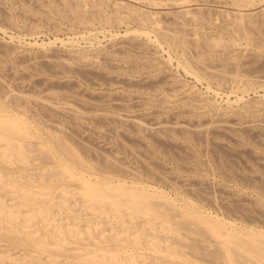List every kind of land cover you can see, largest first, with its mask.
Here are the masks:
<instances>
[{
	"label": "rangeland",
	"instance_id": "1",
	"mask_svg": "<svg viewBox=\"0 0 264 264\" xmlns=\"http://www.w3.org/2000/svg\"><path fill=\"white\" fill-rule=\"evenodd\" d=\"M37 1L36 0H27V1L26 0H0V22H1L0 23V42L2 43V44L0 43V55H2V56L4 55V57H2V56L0 57V59L4 60V61H2V60L0 61V66H1L0 69L3 70V71L0 70V74H1L0 75V85H1V83H3V85H1L2 86V89H1V86H0V102H1L0 104L1 105L3 104V106L7 105L5 107L6 108L8 107L7 109L12 114H14L16 116H19L20 115L19 117H21L22 119H24L27 122V124L31 127L32 131L34 130L36 134H38L39 136H41V137H35V138L32 139L33 140L32 141V145L34 146V149L36 148V146L38 147V145H40V143H43L44 142V138L46 136L43 135V134H45L46 130H49V128H50V130H53V128H55V130L57 129V132L58 133H61V136L76 150V152L82 158V160L84 161V163L86 165H88V167H89V168H82V167L78 168V167H76V172L77 171L80 172V173H83V172L86 173L87 172L86 173L87 174L86 177H88L89 179H91L93 177L94 179L92 178L91 179L92 181L93 180L94 181H96V180L102 181L103 180V177H105L103 181H107L108 183H111L112 182V184H116L115 181L117 180V183L118 182L119 183L121 182L122 185H124L126 187H130V186L132 187L134 185H137L136 187H138V188H144L145 186H147L144 189H148V190H151V191H154L155 190L154 192L155 193L157 192L156 194H158V192H159V194H158L159 196H163V197H165L167 199H169L171 197V199H169V200L173 201V203L176 206L179 205L177 207L185 208V206H195V208L198 209L199 211H203L202 213H204L206 215H209V216H212L213 219L218 220V221L220 220L224 224L225 223L227 224V222H230L227 225H229V224L232 223L231 225H233L234 227H236L238 229L244 227L245 229L250 230V228H252L251 229L252 231H255V232L258 231L259 233L264 234V214H261L262 212L264 213V211H262L264 209V186H262V185H264V170H263L264 169L263 168L264 167V143H263L264 142V136H263L264 135V128H263V126H264L263 125L264 124V105H263L264 104V88H263L264 87V80H261V79H264V76H263L264 75L263 74L264 73V52H263L264 50L259 49V47H260L259 44L262 42V40L264 41V38H261L263 36L259 37V35H264V32L259 29L258 30L259 33H257V31L256 32H253L254 35H253V33H249V35L251 34V36H252V38L248 39L250 41H248L247 39H243L244 37H241L240 35H238L236 33L235 29L232 28L233 27L232 26L233 21L231 19L228 21L227 18H229L228 16H230V15H225V13H221L220 10H222V2L221 3L220 2H215L213 8H211L210 7L211 6V3L213 4L212 0H201V1L200 0H179V1L178 0H136L139 3L142 4V6H140L139 9H137V10L134 9V8H132V7H130V6H128V5H126V4L116 3L118 0H106V1L105 0H94V1L93 0H86V2L83 1L86 5L83 4L82 1L79 2L80 0H70V1L69 0H65V3H64V0H58V1L54 0L55 2H53V0H37ZM44 1H46V2H44ZM72 1H73V5H72ZM95 1H97V2H95ZM102 1L103 2L105 1L104 2V5H102L103 4ZM120 1H126V0H120ZM245 1H248V0H245ZM66 2H68V3H66ZM181 2H186L187 4H189L190 7H191L190 8L191 10L194 7H196L195 8V11L193 10L194 12L193 11H191V12L197 13L196 14L197 15V18H198L197 21H192V20L189 21V20H187L188 18H186V17H176L177 21L176 20H173V19L169 20V18L168 19L161 18V16H162V13L161 12L164 11L170 4H173V3L174 4H179ZM248 2L252 3L255 6L261 4V0H254V1L253 0L252 1L249 0ZM56 3H58V4H56ZM77 3H80L79 4L80 6ZM22 4H24V5H22ZM91 4L93 5V7L91 6ZM200 4H201V6H200ZM62 5H64V10L63 11H62V9L59 8V7L63 8ZM66 5H67V7H66ZM208 5L211 8V10H210V8L207 7ZM119 6H121V7H119ZM25 7H26V9H25ZM68 7H69V9H68ZM36 8H38V9H36ZM78 8H80V9H78ZM84 8H87V9H85V11H84ZM97 8H98V11H100V12H98V17H97V15H94V12L96 11ZM94 9H95V11H94ZM141 9H142V11H138V10H141ZM212 9H214V10H212ZM44 10H46V11H44ZM81 10H82V13H81ZM112 10H114V11H112ZM206 10H208V11H206ZM217 10H219V11H217ZM213 11H215L217 14L215 12H213ZM114 12H116V13H114ZM138 12H139V14H138ZM140 12H143V13L146 12L148 15L151 14V13H153V12L156 13L155 15H157L159 13L157 15V17L159 16L158 17V24H161L162 23L161 24V28H162V30L164 32H168V33L172 32L171 34L175 33V34L178 35V37H179V35H181L183 38L186 36L185 33H188L189 32L188 33V37L189 36H191V37L188 39V37L186 36L187 39H188V41H187V39L185 37L184 40H185L186 43L185 42H182V44H180L179 41H171L170 42L169 40H166L163 37L158 36L156 33H154L153 30H152V28L150 27L149 23L143 20V18H142L143 16L141 15ZM9 13H11V14H9ZM70 13H72V14H70ZM99 13L101 15H103V16H101ZM113 13L116 14V15H114ZM134 13L136 14V16H135ZM77 14H78V16H76ZM82 14H84V15H82ZM89 14H91V15H89ZM96 14H97V12H96ZM117 14L120 17L117 18ZM125 14H127V15H125ZM132 14H134L135 17ZM223 14H224L225 17L223 16ZM12 15H13V19L11 17ZM68 15H70V17H68ZM210 15H213V17L210 16ZM216 15L218 17L222 18V19L220 20L219 18H217ZM100 16L102 17L101 19H100ZM115 16H116V18H115ZM199 16H201V17L203 16V18H205V19L207 18V20H204L203 19L204 21H207V22L205 24H203L204 22H203L202 18H200ZM206 16H208V17H206ZM7 17H9V19L11 21ZM72 17H73V19H72ZM76 17H78V19ZM108 18H110V19H108ZM120 18L123 19V20L119 21ZM139 18L142 21H140ZM230 18H231V16H230ZM96 19H97V21H100L101 23L100 22H97ZM106 19L110 20V22L107 21ZM116 19H118V21ZM184 19H185V21H184ZM180 20H182V21H180ZM263 20H264V18H261V20H260V17H259V19L257 18V21H259L258 22L259 23V28H261V29H264V21ZM51 22H53V23H51ZM159 22H161V23H159ZM219 22H222V23L220 24ZM223 23L224 24L227 23V25H231V27L228 28L229 26H227L226 24L224 26ZM261 23H262L263 26L261 25ZM31 24L33 26H31ZM164 24H165V26H163ZM34 26H36V27H34ZM173 27H176L178 29L175 30V29H173ZM180 28H182V30ZM183 28L184 29H187V30H185V32H183L184 31ZM56 29H58V30H56ZM191 29H192V31H191ZM232 29L234 30L233 33L231 32V31H233ZM98 30L100 32H98ZM127 30H129V31L127 32ZM132 30L133 31L136 30V32H139L141 30L142 31H145V33L147 34V36L149 38H147L144 42L141 41V40H138V41H140V42H138V41L135 40V38H132V33H134V32H132ZM204 30H206V31H204ZM124 31L126 32V34H125ZM198 31L201 32V33H198ZM180 32H182V33L180 34ZM192 32H194V33H192ZM256 33L259 34V35L257 36ZM152 34H153V36H152ZM184 34H185V36H184ZM192 34H194V35H192ZM205 34H207V35L204 36ZM235 34H237V35L235 36ZM155 35H156V37H154ZM201 35H203V36L201 37ZM222 35H223V37H222ZM192 36H195V37L193 38ZM200 37H201V39H200ZM218 37L219 38H221V37L224 38L225 41L228 42V46L225 47V48H213V49H209V48H206L204 46V44L202 43L204 40L212 39V38H218ZM240 37H241V39H240ZM196 38H199L200 40L197 41ZM202 38L204 40H202ZM253 38L254 39H260L261 40V42L259 40H258L259 42L256 41V44L258 43L257 45L259 47L256 44H253V43H255L253 41L254 40ZM86 39H87V41H86ZM131 39H133V40H131ZM156 39H157V41H156ZM116 40H117V42H116ZM158 40H159V42H158ZM247 41L248 42H252V43H248ZM175 42H177V43H175ZM3 43H5V44H3ZM115 43H118V44L114 45ZM130 43H131V45H135V46H132L131 47ZM139 43H143V45L142 44H139ZM170 43H172V44H170ZM174 43L176 44V46H174ZM262 43H264V42H262ZM119 44H122L124 46H126V45L129 44L130 46L128 45V46L124 47L125 50L124 49L123 50L121 49L122 52L119 51V53H121V54H117L118 51L115 54L114 53L115 52V49L117 48V45H119ZM165 44L168 45V46H165ZM186 44H189V45H186ZM182 45H185L187 47L184 48ZM191 45H192V47H191ZM140 46L141 47H144V48L147 47V50H144ZM179 46H181L182 48L179 47ZM193 46H194V48H193ZM203 46H204V48H203ZM255 46H257V48ZM8 47H11V48H8ZM12 47H13V49H12ZM110 47L111 48L114 47L115 49L113 48V50H112ZM127 47L129 49L128 52H130L129 54L126 51V50H128ZM137 47H139L140 49L137 48ZM189 47H191V48H189ZM195 47H196V49H195ZM108 48H110V49H108ZM132 48H133V50L136 48L135 49L136 52L133 51V50H132L133 51L132 52L131 51ZM187 48H189V49H187ZM201 48H202V50H201ZM192 49H193V51L195 50V53L196 52L197 53L199 52L200 55L197 54V53L194 54L193 51L190 52V50H192ZM2 50H3V53H2ZM52 50H54V51H52ZM98 50H99V52H97ZM102 50L104 51L103 53H101ZM107 50H110V51H107ZM111 50H112L113 53L111 52ZM164 50H166V51H164ZM50 51H51V53H50ZM124 51L128 55L127 54H124L125 53ZM139 51H143V54H141L142 52L139 53ZM183 51H184V53H182ZM11 52H13V53L10 54ZM40 52H42V54L44 52H47L48 55L56 54V55H59L60 57L65 56L64 57L65 60H69V58H70L71 59V62H73V63H71V67H70L72 70H70V68H68L69 66H66V65L62 66V63H60L59 61H55V62H51V63L42 62L44 60L39 59L40 58ZM131 52H132V54H131ZM247 52H249V53L247 54ZM259 52H261V53H259ZM104 53H106V54H104ZM217 53H219V54H217ZM8 54H9V56H7ZM102 54H104V55H102ZM122 54H124V55H122ZM133 54H135V55H133ZM204 54H207V58H206V55H204ZM66 55L68 56L67 59H66V57H67ZM76 55L78 57H76ZM82 55H84V56H82ZM101 55L103 57L104 56H107V57H104L106 59H104ZM174 55L176 57H178V58H176ZM193 55H196L195 57L204 55V58H206V60L208 62L210 61L209 62L210 64L208 63L209 67H210V65H212L210 68L211 69H215L216 68L215 70H219V69H222L223 70V68L224 67L226 68V66H227V68H229V69L226 68V71L231 69L230 71L232 73L233 71H235V70H237V69H239V68L242 67L241 70L239 69L240 71L238 70L241 74H237V73H239L237 71H236L237 73L236 72H233V73H236V74H233L232 73L233 75H236V78H231L232 80L229 79V78H226V79H229L228 80L229 82L226 81V79L224 80V78L223 77H220V76H217L218 78L207 77L206 75L204 76L203 71H200L201 69L200 68H197L198 66L195 63V57ZM209 55H211V57ZM232 55L234 57H232ZM36 56H37V59H36ZM85 56L86 57L88 56L90 58H88V57L87 58H84ZM110 56H112V57H110ZM115 56H117V57H115ZM26 57H27L28 60L25 59ZM75 57H76V60H75ZM93 57L94 58L97 57L98 59L97 58L94 59ZM125 57H127L126 58V61H125ZM131 57H132V59H131ZM229 57H232V60H230L231 58L229 59ZM236 57L238 59H236ZM240 57H242V58H240ZM247 57L249 59L253 60V61L247 59ZM12 58H14V59H12ZM78 58L81 59L80 60L81 62L80 61H77ZM91 58H93L95 62ZM117 58H119L118 60H121L122 62L121 61H118ZM122 58H124V60ZM129 58L131 59V61H130ZM219 58H221V60ZM226 58H228V59H226ZM245 58L247 60H249L248 61L249 63L248 62H245L246 61ZM33 59H35V61ZM87 59H89L90 61L88 60V62H86ZM134 59H135V61H134ZM144 59L145 60L146 59H149V61L148 60L145 61ZM213 59H214V61H213ZM241 59H243V62H241ZM13 60L16 61L17 63L14 62ZM127 60H128V62L130 61L131 64L134 62L132 64L133 66L130 63H127L128 64L127 65L125 63V62H127ZM22 61L24 63L23 65L26 66V65H29L30 64V66H28V67L27 66L26 67L24 66L22 68V63H21ZM75 61H77V62H75ZM91 61H92V63L89 64V62H91ZM105 61L106 62L108 61V63H105ZM216 61L217 62L220 61V62L217 63ZM224 61L225 62L228 61L229 63L228 62L225 63ZM11 62L15 63L16 66L15 65H12L13 63H11ZM26 62H29V64L26 63ZM97 62L101 63L102 65H100ZM135 62L137 64H135ZM192 62H194V63H192ZM213 62H214V64H213ZM3 63L4 64L6 63V65L4 66ZM34 63H36V64H34ZM40 63L43 66H46L47 64H50V65L51 64H54V65H51V66L49 65V66H46V67L43 68V66H41ZM75 63H77V64H75ZM93 63H94V65H93ZM156 63H157V66H156ZM219 63H222V64L219 65ZM9 64L12 67L10 69H9V67H10ZM17 64H19L20 66H18ZM57 64H61V65L58 66ZM78 64H80L81 66L80 65L78 66ZM103 64H104V67H106V68L103 67ZM112 64H114V65L111 66ZM118 64L121 65L120 68L118 67ZM185 64H187V65H185ZM231 64H232V66L234 64L233 67H235L237 64H238V66L240 64L243 65V66H240V67L236 66L237 68L235 67V69H234L231 66ZM98 65H100V66H98ZM116 65H117V67H116ZM126 65L128 67H126ZM139 65H142L145 68H143L142 66H139ZM214 65H216V66L214 67ZM252 65H255V66H252ZM256 65H257V67H256ZM108 66H109V68L111 67V70L108 68ZM219 66H223V68H221V67L218 68ZM4 67H6V68H4ZM84 67L88 68L89 70H91L93 68V70L89 71L88 69H85ZM90 67H91V69H90ZM36 68L39 69V70H37ZM78 68H80V70ZM123 68H124V71H123ZM254 68H256V69H254ZM258 68H259V71L257 70ZM13 69L14 70H17V71H19V70L22 71V75H21V73L19 74V73L14 72ZM97 69H98L99 72L97 71ZM116 69H117V71H116ZM232 69H234V70H232ZM26 70H28V71L26 72ZM59 70H61V71H59ZM85 70H86V72H84ZM163 70H164V72H163ZM78 71H81L82 73L81 72L78 73ZM185 71H186V73H185ZM223 71H225V69ZM241 71H244V72H241ZM247 71H248V73H247ZM11 72L13 73V75H12ZM28 72H30V74H28ZM5 73H7V74L9 73L11 75L10 76L8 75L9 76L8 77V76H6L7 74H5ZM24 73H26V75H28V76H25ZM87 73H89V74H87ZM95 74H96V76H95ZM99 74H102V76L99 75ZM146 74H148V75H146ZM2 75H4L3 76L4 78L2 77ZM83 75H84V78H83ZM229 75H231V74H229ZM238 75H243V76L244 75H247V76H244L245 77L244 78V77L238 76ZM25 77H26V79H23ZM120 77L122 79H119ZM140 77H141V79H140ZM196 77H198V78H196ZM219 77H220L221 80L219 79ZM258 77L261 78V79H259ZM111 78H112V81H111ZM170 78H172V80ZM209 78L211 79V81H210ZM18 79H20V80H18ZM38 79H39V81H38ZM66 79H67V81H66ZM243 79L245 81L247 80V82L244 83ZM72 80H73V82L74 81L75 82L72 83ZM19 81H22V82H19ZM42 81H43V84L40 83ZM51 81H52V83H51ZM148 81L149 82L151 81L150 83L153 82L152 86L155 83V85L153 86L154 89L151 88L150 85L148 86L149 88L148 87L145 88V86L148 85L147 84ZM159 81H162V82H159ZM241 81H243V82H241ZM44 82H45V84H44ZM126 82H129V83H126ZM77 83H78V85H77ZM255 83H257V84H255ZM6 84L9 85V86H7ZM16 84H20V85L21 84L22 85L24 84V86H26V87L24 89V86L22 88V85H21V88H20L19 87L20 85H16ZM64 84H66V85L64 86ZM69 84H70V87H68ZM71 84L76 85V86L72 87ZM139 84H142L143 86L144 85L145 86L143 87V86H141ZM4 85H6V86H4ZM27 85H28V87H27ZM45 85L48 86V87H46ZM169 85H170V87H169ZM248 85H251V86H248ZM62 86H64V87L62 88ZM216 86H218V87H216ZM5 87L7 88L6 91L4 89ZM13 87H16V88H13ZM29 87H30V89H29ZM55 87L56 88H60L59 89L60 92ZM83 87H84V89H83ZM128 87H130V88H128ZM181 87H183V88H181ZM11 88L14 89L16 92L18 90L17 88H19V91L21 89V91H24L26 94L33 95V96L34 95H36V96H43L44 95L43 93H47L46 92V91H48L47 89L50 90V89L53 88L52 89V92H50L51 90L49 92L50 93H53V91H54V94H58L59 93L58 95L60 96L59 97L57 95L55 97L56 102H58V100L60 102V101H62L64 99L62 101V103L60 102L61 104H64L65 106H68L70 104L68 107L75 108V109L80 108V109H79V111L77 110V112H76L77 114H75L76 117L73 114H72L73 115L72 117H69V116H65L64 115V118L65 119L66 118H68V119L70 118L69 120L68 119L64 120V118L61 119V117H60V116L63 117V115L58 114L59 115L58 116L55 113L50 112L49 111L50 109H49V107H47V104L46 103H44V104L39 103L38 104V103H35L33 101H30V102H33V104L30 103L31 106L29 104H27V105H25V107H23L24 105H21L20 102H17V101H14L13 102L14 99L10 98L9 93L15 92V91L14 90H10V92H9V89H11ZM64 88H65V90H64ZM55 89H56V91H55ZM35 90L39 94H41V95H38L37 92L34 94ZM67 90H68L69 94L71 93L70 95H72V93H73L72 90L75 91L73 93L72 97L70 95L67 96V94H68L67 93ZM77 90L78 91H81V92H77V94H80L81 96L84 95V98L85 99H83V97H81L79 95H78L79 97L78 96H74V94L76 93ZM3 91L6 92V94L3 93ZM30 91H32L33 94ZM62 91H66V92L63 93ZM185 91L187 93H185ZM91 92H92L93 95L91 94ZM172 92H174V93H172ZM84 93H86V94H84ZM116 93H118V94H116ZM121 94H122V96H120ZM4 95H7V96H4ZM126 95H127L128 98H125ZM167 95H168V97H167ZM73 96H74V98H73ZM86 96H89V97H86ZM131 96H132V98H131ZM159 96H161V98H159ZM75 97H77V98H75ZM114 97L117 98V100ZM162 97H163V100H160V99H162ZM58 98H60V99H58ZM70 98L72 99V101L70 100ZM86 98L87 99L88 98H90V99L93 98V100H92L93 102H91V101L89 102L88 100H90V99L87 100ZM103 98H105L106 100H108V102L105 101V102H107V104H105L103 102L105 100ZM136 98H139V99H136ZM5 99H7V100H5ZM55 99L53 97V101ZM66 99H69L70 100L69 101L70 103ZM114 99H115V101L113 102ZM132 99H134V101H135L134 104L135 105L133 104V100ZM148 99L150 101H147ZM224 99H225V101H224ZM85 100H87V101H85ZM94 100H96V101H94ZM97 100L100 101L98 103H100L101 105H99L97 103ZM111 100H112V102H110ZM119 100H120V102H119ZM140 100H142V101H140ZM226 100H227V102H226ZM78 101H80V104H79ZM7 102H9V103H7ZM72 102H74V104ZM109 102L111 104L112 103L113 104L111 105ZM159 102H160V104H159ZM169 102H171V103H169ZM259 102H261V103H259ZM91 103H93V104H91ZM136 103H137V105H139L138 107L136 106ZM140 103H142L143 106L140 105ZM76 104H77V106H75ZM81 104L82 105H85V106H82ZM109 104L111 106H109ZM34 105H35V107H32ZM36 105H39V109H38L39 111L36 110V108L38 107V106L36 107ZM89 105H92V106L88 107ZM128 105H130V106H128ZM26 106H27V108H26ZM79 106H82L83 108H85V110H82V108L79 107ZM115 106H117V107H115ZM252 106H253V108H252ZM118 107H120V108H118ZM121 107L122 108L125 107V108L122 109ZM30 108H31V110L28 113V111H29ZM87 108H89V109H87ZM97 108H99L101 110V112L100 111H97L98 110ZM129 108H131V109H129ZM163 108L164 109L166 108V109L164 110ZM178 108H180V109H178ZM233 108H234V110H233ZM40 109L43 110V111H41V113H40ZM46 109H48V110H46ZM94 109H96V112H95ZM222 109H223V111H222ZM87 110H89L88 113H85ZM92 110H94V111H92ZM113 110H115V111L113 112ZM80 111H82V112H80ZM90 111H92L94 114L92 112H90ZM103 111H105V112H103ZM141 111H143V112H141ZM238 111H239V113L240 112L241 113L240 114L238 113V115H237V112ZM33 112H34V114H30V113H33ZM44 112H45V114H44ZM107 112H109V113L107 114ZM125 112H127V113H125ZM89 113H92L93 115L92 114L91 115L92 116H95V117H93L92 119L89 118V117H92V116L89 115ZM97 113H99V114L104 113V115H105V116H103L104 118H101V119H103V122H101L102 124L104 123L103 125L101 123H99L102 120H100V118L96 117ZM253 113H254V115H253ZM35 114L37 115V117H35V120H33ZM126 114H128V115H126ZM200 114H201L202 117L200 116ZM232 114H233V116H232ZM241 114H242V116H240ZM40 115H43V116H40ZM82 115L84 117H82ZM108 115L110 116V118H109ZM113 115H115V116H113ZM118 115H121V116H118ZM125 115L126 116H129V117L130 116H133L132 117L133 119L138 118L136 120H138L137 122H139V123L138 124H134L131 121H126L125 119L127 117H125ZM135 115H136V117L134 118ZM147 115H149V116H147ZM150 115H153V117H150ZM167 115H168L169 118L167 117ZM174 115H176L175 116L176 118H174ZM183 115L185 116L183 118H185L187 121L182 118ZM142 116H146V117H142ZM171 116H172V118L170 119ZM187 116H190V118L188 119ZM196 116H198V117H196ZM205 116H207L209 118H207ZM220 116H222V117H220ZM236 116H237V118H236ZM39 117L41 118V120H40ZM49 117L50 118L53 117V119H50L49 120ZM59 117H60V119H59ZM85 117H88V119H91V120H87V118H85ZM160 117H162V118L160 119ZM210 117H212V119H213L212 122L213 123H214V121H216V124L217 123L219 124V121H220L221 123L219 125L222 124V126L224 128H222L220 126V128L217 129L218 127L215 126L216 124L214 125L213 123H211V118ZM217 117H218V119H217ZM255 117H256V120L258 122L255 120ZM37 118H38V120H37L38 122L36 121ZM54 118L57 119V122L58 121H60V123L63 122L62 125L65 124L67 126H65V125H64L65 127L62 126V125L60 126V123L59 122L57 123L56 121H54V120H56ZM71 118H72V120H71ZM76 118L81 119V120H77L76 121ZM84 118L86 120H82ZM94 118H95V120H96L97 123L93 120ZM116 118H118V119L120 118V119L118 120ZM139 118H141V121L142 122H140ZM147 118L149 119V121H144L143 120V119L147 120ZM150 118H151V120H150ZM200 118H202V119L204 118V119L202 120ZM222 118L224 119L223 121H222ZM97 119H98V121H97ZM162 119H164V120H162ZM199 119L202 122L199 121ZM248 119H249V122H248ZM67 120L68 121H71L72 124L70 122L68 124ZM116 120L118 121V123H116L117 122ZM152 120H154V122H152ZM161 120H162V122L163 121L165 122V125L166 124L167 125L166 126L165 125L164 126H161V125L164 124V122L162 123ZM169 120H171L172 123ZM180 120L182 121V123L181 122H177L176 123V121H180ZM183 120H185L184 123H183ZM189 120L191 121V123H189ZM209 120H210V122H209ZM217 120H218V122H217ZM232 120H235V121L232 122ZM240 120H241V122H243V125H242L243 127L242 126H239V124L241 123ZM52 121L54 122V124H53ZM79 121H80V123H83V124H79L78 125ZM86 121H87V123H86ZM105 121H107V122H105ZM113 121H115V122L113 123ZM123 121L125 123H123ZM157 121L161 122L162 124L161 123H160L161 125L160 124L159 125L157 124L158 126H156V129L155 128L154 129H150L149 128L150 125L151 126L152 125H155L154 123H158ZM224 121H225V123H224ZM227 121L229 123H231V124L232 123L233 124L234 123L235 124L237 123L238 124L236 126L237 129L236 128L235 129L234 128L231 129L233 132L230 131V129H225L226 126L229 124ZM250 121H252V122L250 123ZM146 122H147V124H146ZM150 122H151V124H150ZM198 122H200L199 125H200V127L202 129L200 127H198L199 126V125H197ZM208 122H209V124L206 125V126H207V128L210 127L209 129H210V132L212 134L209 132V130H207L208 132L206 130H204V129H207V128L205 126H203V124H207ZM238 122H240V123H238ZM259 122H262V123H259ZM47 123H48V125H47ZM55 123H57V124H55ZM88 123H90V125ZM58 124H59V126H56ZM109 124H110V126H109ZM125 124H127V125H125ZM148 124H150V125H148ZM169 124H171V125L173 124V125L170 126ZM44 125H45V127L47 126L48 129L45 128V127H41V126H44ZM105 125L107 126V129L105 128ZM194 125L195 126L197 125V126L195 127ZM248 125H249V127H247ZM84 126H86V128H84ZM97 126H99V127H97ZM129 126H131V127H129ZM132 126H134V127L132 128ZM168 126L172 130L169 131V127ZM184 126H185V128H184ZM245 126L253 131L252 134L255 133V135L256 134L257 135L254 137V135H252L250 133L251 130L246 129ZM57 127L60 128V131L58 130ZM66 127L70 131L67 130ZM161 127L163 128V130L166 129L165 132H167V131L170 132V135H168L169 134L168 132H167V135H166V133L165 134L164 133L162 134V131L163 130L160 132V130L162 129ZM203 127H205V128H203ZM251 127H254V128H251ZM64 128L66 129V131H65ZM88 128H90V129L98 128V130L97 129L90 130ZM142 128H144V130H142ZM145 128H147V130ZM178 128H179V130H178ZM199 128L201 129V131H203V130L204 131L203 132L196 131ZM238 128L241 131H243L244 133L241 132ZM241 128H245V129L242 130ZM62 129H64V131ZM105 129H106V132H108V133L110 131L109 136L107 135L108 133H106L104 131ZM135 129H137V130H135ZM180 129H182V130H180ZM211 129L212 130L213 129L214 130L217 129V131L216 130L215 131L214 130L212 131ZM220 129H222L223 131L220 130ZM71 130H73V131H71ZM113 130H115V132H113ZM148 130H150V131H148ZM175 130H178V131H176L177 134H176ZM257 130H258V132H256ZM67 131H69V132H67ZM93 131H95L97 133H95ZM102 131H104L102 133L103 135L101 134ZM182 131H184V132H182ZM226 131H228V132L226 133ZM63 132H65L66 134L63 135ZM74 132H75V134L78 132L79 134L78 133L77 134L79 136L81 135L82 136L81 137L82 139H79L80 137H77L78 138L77 139L75 135H72L73 136L72 137L70 134H74ZM80 132H81V134H80ZM112 132H113V134L114 133L115 134L113 135ZM116 132H118V133H116ZM158 132L160 133V135H158L159 134ZM178 132H179V134H178ZM194 132L196 133V135H195ZM260 132H261V135H260ZM90 133L92 135H89ZM142 133H144V134L142 135ZM145 133L146 134L148 133V134L146 135ZM149 133H152V136ZM156 133H158V134H156ZM229 133H231V134H229ZM67 134L72 139H74V140H72ZM110 134L113 136V138H112V136ZM171 134H174V135L171 136ZM182 134H184L187 138L185 136H183ZM219 135H220V137H219ZM93 136L95 137L96 140L94 139ZM97 136H99V137H97ZM118 136H120V137H118ZM122 136H123V138H122ZM143 136H145V137H143ZM160 136H161V138H160ZM166 136H167V138H165ZM192 136L194 138H192ZM196 136L198 138H196ZM201 136H203V137H201ZM225 136H227V137H225ZM229 136H231L232 138H230ZM66 137H68V138H66ZM168 138H169V140H168ZM178 138H179V140H178ZM75 139H77L78 141L75 140ZM115 139H116V141H115ZM137 139L139 141L140 140L141 141L138 142ZM175 139L178 140V142L174 143L176 141ZM81 140L82 141L85 140V142L84 141L83 142H80ZM223 140L226 141V142H224ZM73 141H74V143H73ZM75 141H77V142H75ZM197 141H198V143H197ZM204 141H205V143H204ZM222 141L224 142V146H222L223 145V142ZM236 141L239 142V143L237 144ZM87 142L90 143V144H86ZM181 142H182V144H181ZM75 143H79V147ZM155 143L157 144V147H155L156 146ZM177 143L178 144L180 143L181 145L184 144L183 146H185V147H182L181 145L179 146ZM74 144L77 145V146H75ZM81 144H83V145L80 146ZM206 144L207 145L210 144L211 147L210 146H208V147L211 148V149L208 148L209 149L208 150L207 147H206L207 146ZM86 145H88V146H86ZM96 145H98L99 147L98 146L96 147ZM174 145H176V146H174ZM48 146H46V147H44V148H42L40 150H38V149L33 150L32 151V158H30V161L27 162V164H20V163H18L16 161H13L10 168L0 169V178H1L0 179V201H2V205L3 206H5L6 208L8 207V209L9 208L10 209H14L16 211L19 210V211H21V215H23L29 209V207H27V206L19 205V203L17 202V200L14 198V196L10 192L12 190L8 189V187L6 185H2V184L5 183V180H6L5 178L6 177H11L12 179L14 178L13 180H14V182L16 184V188L17 187L20 188V187H23V186L24 187H29L30 185H28V181H27V176L26 175L29 172L30 173H33L34 172L33 175H35V177L33 179L32 178L30 179V182H33L32 185L34 187V185H37L38 184V183H35V182L38 181L37 180V177H36L37 176L36 174H37V171L39 169H41V168L42 169L49 168V167H52L53 166V169L57 170V167H56L55 163H56V160L58 158L57 156H59V155L57 153V150L55 149L56 147H53V146H49L48 147ZM145 146H146V148H144ZM238 146H240V147L244 146V147H242L244 149L242 150V148H239ZM50 147L51 148L53 147V149H51ZM87 147L88 148H91L92 147L93 152H92V150L87 149ZM94 147H96V148L94 149ZM100 147H101V149L103 147V150H104L103 153H102L103 150L101 151L99 149ZM127 147H130V149L132 148L131 151H134V152H129L130 149H128ZM220 147H222V148H220ZM81 149H83V150H81ZM105 149L108 152L105 151ZM126 149H128V150H126ZM198 149H200V150L198 151ZM213 149H215L216 152ZM80 150L83 151L82 152L83 154L81 153ZM95 150H97L98 152L99 151H101V152H99L97 154V151H95ZM210 150L211 151L213 150V152H211ZM227 150H228V152H227ZM236 150L237 151L240 150L241 152L240 151L237 152ZM244 150H246V151H244ZM41 151H43V153L46 156V158L41 153L38 154V152H41ZM223 151H225L224 152L225 154L223 153ZM85 152H87V153L85 154ZM172 152H174V153L172 154ZM183 152L186 153V155ZM253 152H254V155H253ZM108 153H109V155H108ZM227 153H228V155H227ZM33 154L36 155V156H34ZM37 154H38V156H37ZM94 154H95V156H94ZM99 154L101 156H99V158H97ZM132 154H134V155H132ZM190 154H191V156H190ZM55 155H57V156H55ZM102 155H103V157H102ZM250 155L253 156V157H250ZM39 156H40V158H38ZM41 156L43 157L42 159H41ZM105 156H106L107 159L109 158L108 161L105 158ZM137 156H138L139 159L137 158ZM179 156H181V157H179ZM191 157L193 158V160H192ZM195 157L196 158L198 157V159H195ZM212 157H214V158H212ZM172 158H174V159H172ZM98 159H100L99 160L100 162L102 161L101 164H100L99 161H97ZM102 159H105L107 163L104 162L105 160H102ZM114 159L117 162H115ZM136 159H137V161H136ZM220 159L222 161H225V162H222ZM225 159L226 160H229L228 161L229 164L227 163V161ZM148 160H149V164H147L148 163ZM195 160L198 161V164L195 162ZM112 161H114V162H112ZM139 161H140V163H139ZM176 162H177V164H176ZM262 162H263V164H262ZM142 163H144V164H142ZM206 163H208V165ZM109 164H110V167L107 166ZM123 164H124V166H123ZM151 164L152 165H155V166H153L155 168H153ZM225 165H227V166H225ZM228 165H232V166L230 167ZM98 166H101V167L98 168ZM120 167L123 170L126 167L125 170H124V172L126 171L125 173H127V172L129 173V171H130L129 174H131L132 176L131 175H128V174L125 175V173L123 172L122 169H120ZM92 168H94L95 171ZM194 168H195V171L192 170ZM208 168H211V169H208ZM214 168H215V170H214ZM219 168L224 173H222ZM240 168H242V169H240ZM144 169H148L149 171L144 170ZM151 169H153V170H151ZM259 169H261V170H259ZM199 170L202 171V173H200ZM262 170H263V173H262ZM101 171H103V172H101ZM105 171L108 174H105L104 173ZM144 171H146V172H144ZM152 171L155 174H153ZM156 171H158V172H156ZM148 172H150V173H148ZM20 173L23 174V175H21ZM85 173H83V174H85ZM89 173L91 174L90 176H89ZM103 173L105 175H103ZM122 173H124V174H122ZM156 173L158 174L159 177L158 176L155 177ZM160 173H162V174H160ZM167 173L168 174L171 173L170 175H172V174L173 175L172 176H170V175L165 176V175H167ZM248 173H250V174H248ZM244 174H246V175H244ZM111 175H113V176H111ZM115 176H117V177H115ZM224 176H226L227 178L224 177ZM229 176H231V177H229ZM112 177H113V180H111ZM149 177H150V179H149ZM167 177H171V178H168L167 179ZM178 177L181 178V179H178ZM237 178H239V179H237ZM247 178H250L251 180L250 179H247ZM171 179H173V180H171ZM233 179H235V181ZM245 179H247V180H245ZM177 180L179 181L178 183H176ZM164 182H166L167 184H165ZM191 182L192 183L195 182L194 183L195 185L192 184ZM255 182L257 183L256 184L257 186L254 184ZM168 183H169V185H168ZM171 183H172V186H170ZM188 183H190V184H188ZM250 183L251 184L253 183V184L251 185ZM261 183H263V184H261ZM178 185L180 186V188L182 190L181 189L179 190V186ZM192 185L194 186V188L192 187ZM200 185H201L202 188L200 187ZM61 186H64L67 191L73 192V195L72 196L71 195L68 196V200L66 201L65 206H60L59 199L56 198V199L53 200L52 206L50 207V209L52 211L49 209L48 216H45V215H44V217L37 216L36 219H33V220L29 221V222H26L28 224H26L25 227L23 226L24 229H22L21 226H18L19 224L16 226L15 223H14V225L16 226V228L19 230V236H16L17 237V241H12V240H10V238L8 239L7 236H4L6 234V231H3V230L0 229V262H1V264H51V263H54V264H95V263L96 264H99L98 262H95L94 260H90L89 261V259H88L89 256H91V255L100 256L102 254H105L106 255L108 252H114V251L119 253V255L121 257L120 258L121 261H119V263L111 262L110 260H108V258L106 256L103 259V262H102L103 264L104 263L105 264H109V263H111V264H128L126 256H128L129 253L136 255V259H135L136 260V264H149V263L150 264H198V263L199 264H228L223 259V254H222V252L220 250V246L218 245V242H217L216 238L213 237L211 234H209L206 231L205 226L201 227V229L203 231L202 230H200L199 232L198 231H195V230L193 231V229H192L193 226H191L192 225L191 222H189V221H183V220L174 221L173 219H171V222L172 223L173 222H178L179 223L178 224V227L180 229L178 228V232H179V235H181V238L184 239L185 241H190L191 240L190 244L195 245V249H191V248H188L186 246H183V247L179 248L180 246H178V245L176 246L175 244H173L174 243L173 242V239L170 238L171 237V232H168L167 230L163 229L162 224L165 223V222L162 219H159V218H155L154 219V218H152V220H150L149 222H147V221L144 220V217L142 215H137V216H134L133 217V216H130L128 213H122L120 215V217H113L110 213L105 212V211H102L100 213H98L96 211H91V210H89L87 208H84L83 202H81L80 197L78 196V194L80 192V188H79L78 184H76L74 182H70V181L67 182V183H62V184L60 183V184L57 185V188L54 191H57V192L60 191ZM196 186H198V187H196ZM209 186H211V187H209ZM221 186H223V187H221ZM184 187H186V188H184ZM158 188H160V190ZM194 189H195V191H194ZM196 189H199V191L197 190V192H196ZM190 190H192V191H190ZM219 190L220 191L222 190V191L220 192ZM193 192L194 193L196 192L197 194L196 193L194 194ZM198 192H200V193H198ZM201 192H203V194ZM240 194H241V196H240ZM242 194H244V195H242ZM74 195H76L77 197L74 198ZM168 195H169V197H168ZM206 195H208V196H206ZM232 195H233V197H232ZM204 196L207 197V198L205 197L206 200L203 199ZM72 197L74 199H72ZM201 197H203V198H201ZM224 197H225V199H224ZM77 198H79V199H77ZM208 198H209V200L210 199L211 200L213 199V200L212 201H208ZM228 198H234L235 200H233V199H229L228 200ZM48 199H49L48 196H43V197L40 198V202H43L44 204H47V203H49V200ZM75 199H77V200H75ZM239 199L241 201H243V202H241ZM252 199H255V200H252ZM237 200L240 201L241 203H239ZM191 201H193V203ZM207 201H208V203H206ZM218 201H219V203H218ZM187 202H189V203H187ZM215 202H217V203H215ZM222 202H223V204H222ZM244 202H245L244 205H246V206L243 205L244 206L243 207L242 204ZM213 203H215V204H213ZM224 203H225V205H224ZM248 203L250 205H248ZM252 203H254L253 205H256V206H253ZM257 204H259L260 206L258 205L259 206L258 207ZM58 205H59V207H57ZM70 205H71V207H70ZM221 205H222V207H221ZM251 205H252V207H250ZM240 206L242 207V209L241 210L237 209V208H240ZM224 207H226V208H224ZM246 207H247V209H246ZM254 207H256V208H254ZM260 207L263 208V209H260ZM244 208H245V210H244ZM258 210L259 211H262V212L258 213L259 212ZM205 211H206V213H205ZM235 211H237V212H235ZM239 211H241V213ZM245 211H247V212H245ZM74 212H76V213H74ZM68 214H70V215L68 216ZM214 214H216V215H214ZM217 215H219V216H217ZM87 216H88L89 219L87 218ZM121 216H123V218ZM260 217H261V220L259 219ZM61 219H62V221H61ZM103 219L105 221H103ZM245 219H246V221H245ZM107 220H109V221L107 222ZM249 220H251V221L249 222ZM103 222H105L106 224H104ZM238 223H239V225H238ZM116 224H118V226ZM147 224H149V225H147ZM174 225H177V224H173V226ZM179 225H181L182 227L179 226ZM186 225H187L188 228H184L183 227V226L186 227ZM115 226H116V228H114ZM128 227H131L132 229H128ZM142 228L144 229V231H143ZM136 229H137V231H136ZM150 229L153 230L152 232L157 235L156 236V238L158 240L157 241V245L156 244L155 245H149V240H150V235L149 234L150 233L149 232H145V230L146 231L147 230L148 231H151ZM183 229H185V230H183ZM25 230L31 231V233L33 234V236L39 238L40 241H42L43 243H45V245L47 247L45 246V248H40L38 245L31 244L32 245L31 246V245L26 244L24 242L25 239H23V238H26V234H23V232H25ZM69 231H71V232H69ZM20 232H21V234H20ZM58 232H64V234H63L64 238H62L63 240L61 241L62 250H58L56 248L58 244H57V241L55 239V235H57ZM163 234L165 236H163ZM167 235L168 236L170 235V237H168ZM111 236H115L117 238V242H113V241L109 240L108 237H111ZM187 236H188V238H187ZM185 238H187L188 240L185 239ZM186 243H187V245H189L188 242H186ZM167 245H169L168 247H172V248H173V246L175 247V249H176V251L178 253V256L177 257L179 259L177 257H175V259H172L171 258L172 257L171 255H170L171 257L169 255L166 256L168 252L165 251V252H167V253H165L164 252V249H166ZM187 248H188V250H187ZM198 248H200L201 250H199ZM205 248H207V249H205ZM157 249H160L159 250L160 252ZM198 251H201V252H198ZM207 253L208 254H211V255H207ZM2 254H3L4 257L2 256ZM16 257H18V258H16ZM180 258H181V260H180ZM38 261H40L41 263H39ZM234 264H247V261L244 260V259H239V260H236V262H234ZM251 264H256V262L255 261H252Z\"/></svg>",
	"mask_w": 264,
	"mask_h": 264
},
{
	"label": "bare ground",
	"instance_id": "2",
	"mask_svg": "<svg viewBox=\"0 0 264 264\" xmlns=\"http://www.w3.org/2000/svg\"><path fill=\"white\" fill-rule=\"evenodd\" d=\"M27 1V0H26ZM37 1V0H36ZM56 1H58V0H56ZM70 1V0H69ZM68 1V2H69ZM86 2V0H80L79 2ZM94 1V0H93ZM106 1V0H105ZM104 1V2H105ZM179 1V0H178ZM201 1V0H200ZM249 1V0H248ZM248 1H245V0H212V2H213V4L211 3V8H213V6H214V3L215 2H222V10H220L221 11V13H225V15H230L231 16V18H230V16H228L229 18H227L228 19V21L231 19L232 21H233V23H232V28H234L235 29V31H236V33L238 34V35H240L241 37H244L243 39H250V38H252V36H251V34L249 35V33H253V32H256L257 31V33H259L258 32V30L260 29V30H262L263 32H264V29H261V28H259V21H257V18L259 19V17H260V20H261V18H264V0H261V4H259V5H257V6H255V5H253L252 3H250V2H248ZM252 1V0H251ZM254 1V0H253ZM25 2V1H24ZM38 2V1H37ZM44 2H46V1H44ZM43 2V3H44ZM53 2H55L54 0H53ZM60 2V1H59ZM68 2H66V3H68ZM83 2V4H85ZM95 2H97V1H95ZM103 2V1H102ZM104 2H103V4L102 5H104ZM147 2V1H146ZM203 2V1H202ZM201 2V3H202ZM49 3V2H48ZM64 3H65V0H64ZM92 3V2H91ZM94 3V2H93ZM108 3V2H107ZM113 3V2H112ZM116 3H122V4H126V5H128V6H130V7H132V8H134V9H139V7L140 6H142V4L141 3H139L138 1H136V0H126V1H120V0H118ZM50 4V3H49ZM56 4H58V3H56ZM70 4V3H69ZM75 4V3H74ZM78 5L80 4V3H77ZM100 4V3H99ZM111 4V3H110ZM22 5H24V4H22ZM65 5V4H64ZM64 5H62L63 6V8H61V7H59L60 9H62V11L64 10ZM72 5H73V1H72ZM86 5V4H85ZM89 5V4H88ZM162 5V4H161ZM216 5V4H215ZM34 6V5H33ZM61 6V5H60ZM69 6V5H68ZM80 6V5H79ZM84 6V5H83ZM91 6L93 7V5L91 4ZM98 6V5H97ZM117 6V5H116ZM164 6V5H163ZM200 6H201V4H200ZM199 6V7H200ZM53 7V6H52ZM66 7H67V5H66ZM72 7V6H71ZM88 7V6H87ZM91 7V8H92ZM119 7H121V6H119ZM208 8H210L209 7V5L207 6ZM34 8V7H33ZM39 8V7H38ZM38 8H36V9H38ZM74 8V7H73ZM96 8V7H95ZM191 7H190V5L189 4H187L186 2H181V3H179V4H170L164 11H162L161 13H162V16H161V18H165V19H168L169 18V20H171V19H173V20H176L177 21V19H176V17H186V18H188L187 20H189V21H197L198 20V18H197V13H193L194 11H195V8L196 7H194L192 10L190 9ZM202 8V7H201ZM207 8V9H208ZM211 8H210V10H211ZM218 8V7H217ZM25 9H26V7H25ZM47 9V8H46ZM67 9V8H66ZM68 9H69V7H68ZM78 9H80V8H78ZM85 9H87V8H84V11H85ZM117 9V8H116ZM162 9V8H161ZM200 9V8H199ZM206 9V8H205ZM59 10V9H58ZM90 10V9H89ZM101 10V9H100ZM126 10V9H125ZM153 10V9H152ZM163 10V9H162ZM194 10V11H193ZM202 10V9H201ZM212 10H214V9H212ZM44 11H46V10H44ZM48 11V10H47ZM51 11V10H50ZM79 11V10H78ZM88 11V10H87ZM94 11H95V9H94ZM106 11V10H105ZM112 11H114V10H112ZM138 11H142V9L141 10H138ZM191 11H193V12H191ZM206 11H208V10H206ZM216 11V10H215ZM215 11H213V12H215ZM217 11H219V10H217ZM12 12V11H11ZM42 12V11H41ZM40 12V13H41ZM96 12H97V14H96ZM98 12H100V11H98V8L96 9V11L94 12V15H97V17H98ZM131 12V11H130ZM156 12V11H155ZM201 12V11H200ZM44 13V12H43ZM55 13V12H54ZM81 13H82V10H81ZM114 13H116V12H114ZM113 13V14H114ZM141 13V15L143 16L142 18H143V20L144 21H146V22H148L149 23V25H150V27L152 28V30H153V32L154 33H156L158 36H161V37H163L164 39H166V40H169L170 42L171 41H179V43L180 44H182V42H185V40H184V38L187 36L188 37V33H185L186 34V36H185V34H184V38L181 36V35H179V37H178V35L177 34H175V33H173V34H171L172 32H170V33H168V32H164L163 30H162V28H161V22H159V23H161V24H158V17H157V15L159 14H157V15H155L156 13H151V14H147L146 12H140ZM206 13V12H205ZM204 13V14H205ZM216 13V12H215ZM219 13V12H218ZM9 14H11V13H9ZM53 14V13H52ZM57 14V13H56ZM63 14V13H62ZM70 14H72V13H70ZM80 14V13H79ZM100 14V13H99ZM109 14V13H108ZM135 14V13H134ZM134 14H132L133 16H134ZM138 14H139V12H138ZM217 14V13H216ZM220 14V13H219ZM23 15V14H22ZM27 15V14H26ZM82 15H84V14H82ZM89 15H91V14H89ZM101 15V14H100ZM105 15V14H104ZM114 15H116V14H114ZM125 15H127V14H125ZM199 15V14H198ZM206 15V14H205ZM5 16V15H4ZM28 16V15H27ZM31 16V15H30ZM58 16V15H57ZM66 16V15H65ZM74 16V15H73ZM76 16H78V14L76 15ZM81 16V15H80ZM86 16V15H85ZM93 16V15H92ZM101 16H103V15H101ZM100 16V19L102 18ZM111 16V15H110ZM132 16V17H133ZM135 16H136V14H135ZM134 16V17H135ZM204 16V15H203ZM203 16L201 17V16H199L200 18H202V20L204 19V20H207V18L205 19V18H203ZM210 16H212L213 17V15H210ZM217 16V15H216ZM223 16H224V14H223ZM12 17V19H13V15L11 16ZM33 17V16H32ZM68 17H70V15H68ZM75 17V16H74ZM106 17V16H105ZM113 17V16H112ZM118 17H120L118 14H117V18ZM125 17V16H124ZM138 17V16H137ZM206 17H208V16H206ZM225 17V16H224ZM227 17V16H226ZM8 19H9V17H7ZM15 18V17H14ZM30 18V17H29ZM61 18V17H60ZM77 19H78V17H76ZM89 18V17H88ZM96 18V17H95ZM115 18H116V16H115ZM130 18V17H129ZM175 18V19H174ZM185 18V19H186ZM217 18H219L220 20L222 19V18H220V17H218L217 16ZM16 19V18H15ZM14 19V20H15ZM39 19V18H38ZM72 19H73V17H72ZM71 19V20H72ZM108 19H110V18H108ZM108 19H106L107 21H109L110 22V20H108ZM132 19V18H131ZM130 19V20H131ZM180 19V18H179ZM185 19H184V21H185ZM10 20V19H9ZM24 20V19H23ZM81 20V19H80ZM114 20V19H113ZM112 20V21H113ZM117 21H118V19H116ZM121 20H123V19H121L120 18V20L119 21H121ZM139 20L140 21H142L140 18H139ZM164 20V19H163ZM203 20V24H205L207 21H204ZM212 20V19H211ZM11 21V20H10ZM30 21V20H29ZM37 21V20H36ZM46 21V20H45ZM73 21V20H72ZM79 21V20H78ZM96 21H97V19H96ZM115 21V20H114ZM175 21V22H176ZM180 21H182V20H180ZM188 21V22H189ZM264 21V20H263ZM262 21V22H263ZM39 22V21H38ZM92 22V21H91ZM97 22H100V21H97ZM105 22V21H104ZM103 22V23H104ZM136 22V21H135ZM134 22V23H135ZM173 22V21H172ZM201 22V21H200ZM209 22V21H208ZM214 22V21H213ZM216 22V21H215ZM1 23V22H0ZM10 23V22H9ZM8 23V24H9ZM35 23V22H34ZM33 23V24H34ZM48 23V22H47ZM51 23H53V22H51ZM80 23V22H79ZM101 23V22H100ZM99 23V24H100ZM147 23V24H148ZM199 23V22H198ZM220 24L222 23V22H219ZM12 24V23H11ZM38 24V23H37ZM56 24V23H55ZM105 24V23H104ZM208 24V23H207ZM224 24V23H223ZM226 25H227V23H225ZM225 24H224V26H225ZM28 25V24H27ZM98 25V24H97ZM102 25V24H101ZM121 25V24H120ZM167 25V24H166ZM171 25V24H170ZM173 25V24H172ZM177 25V24H176ZM193 25V24H192ZM195 25V24H194ZM261 25H262V23H261ZM31 26H33L32 24H31ZM30 26V27H31ZM40 26V25H39ZM44 26V25H43ZM126 26V25H125ZM163 26H165V24L163 25ZM190 26V25H189ZM221 26V25H220ZM227 26H229L228 28H230L231 27V25H227ZM226 26V27H227ZM263 26V25H262ZM29 27V26H28ZM34 27H36V26H34ZM98 27V26H97ZM168 27V26H167ZM166 27V28H167ZM183 27V26H182ZM225 27V28H226ZM32 28V27H31ZM105 28V27H104ZM138 28V27H137ZM141 28V27H140ZM187 28V27H186ZM197 28V27H196ZM195 28V29H196ZM223 28V27H222ZM60 29V28H59ZM109 29V28H108ZM173 29H178V28H176V27H173ZM181 30H182V28H180ZM211 29V28H210ZM32 30V29H31ZM56 30H58V29H56ZM126 30V29H125ZM148 30V29H147ZM167 30V29H166ZM165 30V31H166ZM169 30V29H168ZM171 30V29H170ZM183 32H185V30H187V29H184L183 28ZM226 30V29H225ZM233 30V29H232ZM49 31V30H48ZM129 30H127V32H128ZM131 31V30H130ZM189 31V30H188ZM191 31H192V29H191ZM197 31V30H196ZM204 31H206V30H204ZM231 31V30H230ZM248 31V32H247ZM92 32V31H91ZM98 32H100L99 30H98ZM125 32V31H124ZM132 32H134V33H132V38H135V40L136 41H138V40H141V41H145L147 38H149L148 36H147V34L145 33V31H139V32H136V30L135 31H133L132 30ZM174 32V31H173ZM195 32V31H194ZM194 32H192V33H194ZM214 32V31H213ZM232 33L234 32V30L233 31H231ZM178 33V32H177ZM182 32H180V34H181ZM196 33V32H195ZM198 33H201V32H199L198 31ZM209 33V32H208ZM220 33V32H219ZM256 33V34H257ZM262 33V32H261ZM125 34H126V32H125ZM150 34V33H149ZM179 34V33H178ZM237 34H235V36L237 35ZM111 35V34H110ZM114 35V34H113ZM192 35H194V34H192ZM199 35V34H198ZM207 34H205L204 36H206ZM212 35V34H211ZM253 35H254V33H253ZM259 34H257V36H258ZM68 36V35H67ZM86 36V35H85ZM115 36V35H114ZM127 36V35H126ZM130 36V35H129ZM152 36H153V34H152ZM203 35H201V37H202ZM213 36V35H212ZM261 36H263V37H261ZM82 37V36H81ZM96 37V36H95ZM102 37V36H101ZM111 37V36H110ZM128 37V36H127ZM154 37H156V35L154 36ZM187 37H186V39H187ZM191 36H189L188 37V39L190 38ZM193 38L195 37V36H192ZM198 37V36H197ZM201 37H200V39H201ZM222 37H223V35H222ZM221 37V38H222ZM238 37V36H237ZM241 37H240V39H241ZM259 37H261V38H264V35H259ZM76 38V37H75ZM94 38V37H93ZM145 38V39H144ZM153 38V37H152ZM192 38V39H193ZM208 38V37H207ZM211 38V37H210ZM212 38V39H207V40H204L203 38H202V40H204L202 43L204 44V46L206 47V48H209V49H213V48H225V47H227L228 46V42H226L225 41V39L224 38ZM226 38V37H225ZM10 39V38H9ZM99 39V38H98ZM97 39V40H98ZM127 39V38H126ZM188 39H187V41H188ZM199 38H196V40L197 41H199L200 40ZM224 39V40H223ZM254 39V38H253ZM56 40V39H55ZM70 40V39H69ZM95 40V39H94ZM118 40V39H117ZM117 40H116V42H117ZM124 40V39H123ZM122 40V41H123ZM131 40H133V39H131ZM134 40V41H135ZM162 40V39H161ZM229 40V39H228ZM227 40V41H228ZM252 40V39H251ZM260 41L261 42V40L260 39H254L253 41L255 42V43H253V44H256V41ZM86 41H87V39H86ZM121 41V42H122ZM151 41V40H150ZM156 41H157V39H156ZM164 41V40H163ZM193 41V40H192ZM191 41V42H192ZM195 41V40H194ZM248 41H250V40H248ZM247 41V42H248ZM258 41V42H259ZM28 42V41H27ZM41 42V41H40ZM73 42V41H72ZM71 42V43H72ZM120 42V41H119ZM138 42H140V41H138ZM158 42H159V40H158ZM190 42V43H191ZM246 42V41H245ZM262 42H264L263 40H262ZM260 43L259 44V49H262V50H264V43ZM1 43V42H0ZM175 43H177V42H175ZM174 43V46H176V44ZM186 43V42H185ZM188 43V42H187ZM195 43V42H194ZM197 43V42H196ZM248 43H252V42H248ZM2 44V43H1ZM3 44H5V43H3ZM12 44V43H11ZM116 44H118V43H115L114 45H116ZM126 44V43H125ZM139 44H142L143 45V43H139ZM169 44V43H168ZM170 44H172V43H170ZM184 44V43H183ZM244 44V43H243ZM9 45V44H8ZM76 45V44H75ZM113 45V44H112ZM129 45V44H128ZM128 45H126V46H128ZM130 45H131V43H130ZM129 45V46H130ZM146 45V44H145ZM186 45H189V44H186ZM201 45V44H200ZM236 45V44H235ZM2 46V45H1ZM7 46V45H6ZM126 46H124V45H122V44H119V45H117V50L115 49V54H116V52L118 51V53L117 54H121V53H119V51L120 52H122L121 51V49L123 50L124 49V47H126ZM132 46H135V45H131V47ZM165 46H168V45H166L165 44ZM184 48L185 47H187V46H185V45H182ZM204 46H203V48H204ZM237 46V45H236ZM241 46V45H240ZM257 46H255L256 48H257ZM45 47V46H44ZM141 47V46H140ZM151 47V46H150ZM179 47H181V46H179ZM191 47H192V45H191ZM191 47H189V48H191ZM202 47V46H201ZM8 48H11V47H8ZM16 48V47H15ZM50 48V47H49ZM97 48V47H96ZM111 48V47H110ZM110 48H108V49H110ZM113 48H111L112 50H113ZM137 48H139V47H137ZM141 48H143L144 50H147V47H141ZM149 48V47H148ZM152 48V47H151ZM182 48V47H181ZM189 48H187V49H189ZM193 48H194V46H193ZM12 49H13V47H12ZM127 49H128V47H127ZM136 49V48H135ZM135 49L133 50V48L131 49V51L133 50V51H135ZM140 49V48H139ZM172 49V48H171ZM195 49H196V47H195ZM65 50V49H64ZM104 50V49H103ZM102 50V52L101 53H103L104 51ZM112 50H111V52H112ZM125 50V49H124ZM142 50V49H141ZM152 50V49H151ZM150 50V51H151ZM161 50V49H160ZM201 50H202V48H201ZM200 50V51H201ZM261 50V51H262ZM52 51H54V50H52ZM73 51V50H72ZM71 51V52H72ZM107 51H110V50H107ZM127 52L129 51V49L128 50H126ZM132 51V52H133ZM149 51V52H150ZM164 51H166V50H164ZM182 51V50H181ZM185 51V50H184ZM184 51L182 52V53H184ZM191 51H193V49L192 50H190V52ZM224 51V50H223ZM222 51V52H223ZM248 51V50H247ZM38 52V51H37ZM70 52V51H69ZM96 52V51H95ZM94 52V53H95ZM97 52H99V50L97 51ZM110 52V53H111ZM125 52V51H124ZM132 52H131V54H132ZM136 52V51H135ZM140 52H142L141 54H143V51H139V53ZM155 52V51H154ZM177 52V51H176ZM186 52V51H185ZM189 52V53H190ZM207 52V51H206ZM232 52V51H231ZM235 52V51H234ZM250 52V51H249ZM249 52H247V54L249 53ZM264 52V51H263ZM2 53H3V50H2ZM13 52H11L10 54H12ZM45 53V54H44ZM43 54H42V52H40V58L39 59H41V60H44V61H42V62H48V63H51V62H55V61H59L60 63H62V66H64V65H66V66H69L68 68H70L71 67V63H73V62H71V59L69 58V60H65L64 59V57L65 56H63V57H60L59 55H56V54H52V55H48V53L47 52H44ZM50 53H51V51H50ZM49 53V54H50ZM60 53V52H59ZM58 53V54H59ZM83 53V52H82ZM86 53V52H85ZM107 53V52H106ZM106 53H104V54H106ZM113 53V52H112ZM111 53V54H112ZM130 52H128V54H129ZM138 53V52H137ZM147 53V52H146ZM153 53V52H152ZM167 53V52H166ZM180 53V52H179ZM193 53L194 54H196L195 53V50L193 51ZM204 53V52H203ZM211 53V52H210ZM220 53V52H219ZM219 53H217V54H219ZM230 53V52H229ZM256 53V52H255ZM254 53V54H255ZM259 53H261V52H259ZM18 54V53H17ZM36 54V53H35ZM42 54V55H41ZM47 54V55H46ZM64 54V53H63ZM67 54V53H66ZM104 54H102V55H104ZM124 54H127L126 52L124 53ZM124 54H122V55H124ZM127 54V55H128ZM158 54V53H157ZM169 54V53H168ZM186 54V53H185ZM191 54V53H190ZM197 54H199V52L197 53ZM202 54V53H201ZM215 54V53H214ZM21 55V54H20ZM25 55V54H24ZM81 55V54H80ZM99 55V54H98ZM101 55V56H102ZM110 55V54H109ZM133 55H135V54H133ZM150 55V54H149ZM181 55V54H180ZM192 55V54H191ZM190 55V56H191ZM200 55V54H199ZM204 55H206V58H207V54H204ZM204 55H202V56H197V57H195L196 55H193L194 57H195V63H196V65L198 66L197 68H200L201 70L200 71H203V73H204V76L206 75L207 77H214V78H218L217 76H220V77H223L224 78V80L226 79V78H229V79H231V78H236V75H233V74H236L237 72H239L240 70H241V68H239V69H237V70H235V71H233V72H236V73H231V69L230 70H227L226 71V68H227V66H226V68L224 67L223 68V66H219L218 68H223V70L225 69V71H223L222 69H219V70H215V69H211L210 67L212 66V65H210V67H209V65H208V63L210 62H208L207 60H206V58H204ZM235 55V54H234ZM2 55H0V57H1ZM6 56V55H5ZM7 56H9V54L7 55ZM26 56V55H25ZM67 56V55H66ZM82 56H84V55H82ZM113 56V55H112ZM112 56H110V57H112ZM158 56V55H157ZM170 56V55H169ZM175 56V55H174ZM210 57H211V55H209ZM2 57H4V55L2 56ZM15 57V56H14ZM39 57V56H38ZM76 57H78L77 55H76ZM76 57H75V60H76ZM81 57V56H80ZM79 57V58H80ZM88 57V56H87ZM86 56L84 57V58H87ZM92 57V56H91ZM103 57V56H102ZM104 57H107V56H104ZM103 57V58H104ZM115 57H117V56H115ZM159 57V56H158ZM176 57V56H175ZM192 57V56H191ZM232 57H234L233 55H232ZM232 57H229V59L230 60H232ZM253 57V56H252ZM9 58V57H8ZM68 58V56L66 57V59ZM78 58V60L77 61H80L81 59H79ZM88 58H90V57H88ZM94 58V57H93ZM93 58H91L93 61H94V59L95 58H97V57H95L94 59ZM101 58V57H100ZM126 58L127 57H125V61H126ZM138 58V57H137ZM136 58V59H137ZM149 58V57H148ZM176 58H178V57H176ZM189 58V57H188ZM225 58V57H224ZM240 58H242V57H240ZM254 58V57H253ZM262 58V57H261ZM4 59V58H3ZM7 59V58H6ZM12 59H14V58H12ZM26 60H28L27 59V57L25 58ZM36 59H37V56H36ZM38 59V60H39ZM73 59V58H72ZM98 59V58H97ZM104 59H106V58H104ZM110 59V58H109ZM108 59V60H109ZM119 58H117V60H118ZM123 60H124V58H122ZM130 59V58H129ZM131 59H132V57H131ZM131 59H130V61H131ZM140 59V58H139ZM161 59V58H160ZM166 59V58H165ZM173 59V58H172ZM193 59V58H192ZM220 60H221V58H219ZM226 59H228V58H226ZM236 59H238L237 57H236ZM246 59V58H245ZM247 59H249L248 57H247ZM246 59V61L245 62H248L249 60H251V59H249V60H247ZM2 59H0V61H1ZM16 60V59H15ZM30 60V59H29ZM32 60V59H31ZM34 61H35V59H33ZM88 60L89 59H87V61L86 62H88ZM112 60V59H111ZM110 60V61H111ZM145 60V59H144ZM146 60H148L149 61V59H146ZM145 60V61H146ZM210 60V59H209ZM225 60V59H224ZM229 60V61H230ZM2 61H4V60H2ZM14 61V60H13ZM21 61V60H20ZM19 61V62H20ZM37 61V60H36ZM77 61H75V62H77ZM90 61V60H89ZM98 61V60H97ZM100 61V60H99ZM102 61V60H101ZM109 61V62H110ZM113 61V60H112ZM111 61V62H112ZM118 61H121V60H118ZM130 61L128 62V60H127V62H125L126 64L127 63H130ZM134 61H135V59H134ZM138 61V60H137ZM213 61H214V59H213ZM223 61V60H222ZM240 61V60H239ZM251 61H253V60H251ZM8 62V61H7ZM6 62V63H7ZM14 62H16V61H14ZM31 62V61H30ZM39 62V61H38ZM81 62V61H80ZM84 62V61H83ZM95 62V61H94ZM110 62V63H111ZM116 62V61H115ZM122 62V61H121ZM133 62V61H132ZM157 62V61H156ZM177 62V61H176ZM184 62V61H183ZM189 62V61H188ZM217 62V61H216ZM218 62H220V61H218ZM217 62V63H218ZM225 62V61H224ZM228 62V61H227ZM227 62H225V63H227ZM233 62V61H232ZM235 62V61H234ZM241 62H243V59H241ZM6 63L4 64V66L6 65ZM11 63H13V62H11ZM17 63V62H16ZM22 63V68L25 66V65H23L24 63H23V61L21 62ZM26 63H28L29 64V62H26ZM33 63V62H32ZM90 63H92V61L91 62H89V64ZM97 63H99V62H97ZM103 63V62H102ZM105 63H108V61L106 62L105 61ZM109 63V64H110ZM117 63V62H116ZM124 63V64H125ZM134 63V62H133ZM132 63V64H133ZM186 63V62H185ZM192 63H194V62H192ZM224 63V64H225ZM229 63V62H228ZM249 63V62H248ZM260 63V62H259ZM34 64H36V63H34ZM33 64V65H34ZM38 64V63H37ZM44 64V63H43ZM75 64H77V63H75ZM87 64V63H86ZM88 64V65H89ZM100 65H102L101 63H99ZM131 64V63H130ZM129 64V65H130ZM131 64V65H132ZM135 64H137L136 62H135ZM168 64V63H167ZM210 64V63H209ZM212 64V63H211ZM213 64H214V62H213ZM220 64H222V63H219V65ZM253 64V63H252ZM12 65H15V63H13ZM18 66H20L19 64H17ZM32 65V66H33ZM40 65L41 66H43L41 63H40ZM45 65V64H44ZM50 64H47L46 66H49ZM51 65H54V64H51ZM50 65V66H51ZM58 66L59 65H61V64H57ZM80 64H78V66H79ZM93 65H94V63H93ZM100 65H98V66H100ZM107 65V64H106ZM114 64H112L111 66H113ZM128 65V64H127ZM126 65V67H128ZM150 65V64H149ZM154 65V64H153ZM185 65H187V64H185ZM9 66H10V64H9ZM8 66V67H9ZM16 66V65H15ZM17 66V67H18ZM27 67L28 66H30V64L29 65H26ZM25 66V67H26ZM37 66V65H36ZM39 66V65H38ZM46 66H43V68L44 67H46ZM65 66V67H66ZM81 66V65H80ZM110 66V65H109ZM109 66H108V68H109ZM124 66V65H123ZM133 66V65H132ZM139 66H142V65H139ZM155 66V65H154ZM156 66H157V63H156ZM180 66V65H179ZM216 65H214V67H215ZM231 66H232V64H231ZM233 66H234V64H233ZM232 66V67H233ZM236 66H238V64L236 65ZM235 66V67H236ZM240 66H243V65H239L238 67H240ZM252 66H255V65H252ZM259 66V65H258ZM261 66V65H260ZM7 67V66H6ZM6 67H4V68H6ZM55 67V66H54ZM83 67V66H82ZM102 67V66H101ZM103 67H104V64H103ZM116 67H117V65H116ZM115 67V68H116ZM118 67L120 68L121 67V65H119L118 64ZM130 67V66H129ZM143 67V66H142ZM176 67V66H175ZM181 67V66H180ZM229 67V66H228ZM235 67H233L234 69H235ZM248 67V66H247ZM250 67V66H249ZM256 67H257V65H256ZM0 68H1V66H0ZM10 68H12L11 66L9 67V69ZM16 68V67H15ZM31 68V67H30ZM34 68V67H33ZM41 68V67H40ZM58 68V67H57ZM56 68V69H57ZM67 68V67H66ZM67 68V69H68ZM75 68V67H74ZM73 68V69H74ZM85 69H88V68H86V67H84ZM104 68H106V67H104ZM141 68V67H140ZM143 68H145V67H143ZM148 68V67H147ZM153 68V67H152ZM184 68V67H183ZM237 68V67H236ZM251 68V67H250ZM253 68V67H252ZM25 69V68H24ZM28 69V68H27ZM37 69V68H36ZM51 69V68H50ZM65 69V68H64ZM79 70H80V68H78ZM82 69V68H81ZM90 69H91V67H90ZM96 69V68H95ZM110 70H111V67L109 68ZM128 69V68H127ZM227 69H229V68H227ZM234 69H232V70H234ZM244 69V68H243ZM254 69H256V68H254ZM1 70V69H0ZM6 70V69H5ZM14 70V69H13ZM19 70V69H18ZM22 70V69H21ZM33 70V69H32ZM37 70H39V69H37ZM42 70V69H41ZM40 70V71H41ZM45 70V69H44ZM43 70V71H44ZM70 70H72L71 68H70ZM89 70V69H88ZM91 70H93V68L91 69ZM91 70H89V71H91ZM183 70V69H182ZM239 70V71H238ZM249 70V69H248ZM251 70V69H250ZM258 71H259V68L257 69ZM1 71H3V70H1ZM25 71V70H24ZM28 70H26V72H27ZM42 71V72H43ZM56 71V70H55ZM59 71H61V70H59ZM67 71V70H66ZM74 71V70H73ZM82 71V70H81ZM81 71H78V73H80ZM95 71V70H94ZM97 71H98V69H97ZM104 71V70H103ZM116 71H117V69H116ZM119 71V70H118ZM123 71H124V68H123ZM157 71V70H156ZM245 71V70H244ZM244 71H241V72H244ZM14 72H16V73H21V75H22V71H17V70H14ZM35 72V71H34ZM69 72V71H68ZM84 72H86V70L84 71ZM99 72V71H98ZM127 72V71H126ZM163 72H164V70H163ZM246 72V71H245ZM12 73V72H11ZM64 73V72H63ZM77 73V74H78ZM82 73V72H81ZM112 73V72H111ZM134 73V72H133ZM157 73V72H156ZM159 73V72H158ZM185 73H186V71H185ZM231 74V75H229V74ZM247 73H248V71H247ZM5 74H7V73H5ZM28 74H30V72H28ZM32 74V73H31ZM87 74H89V73H87ZM86 74V75H87ZM113 74V73H112ZM166 74V73H165ZM171 74V73H170ZM196 74V73H195ZM237 74H241L240 72L239 73H237ZM244 74V73H243ZM257 74V73H256ZM264 74V73H263ZM1 75V74H0ZM10 76L11 74H7L6 76ZM12 75H13V73H12ZM17 75V74H16ZM15 75V76H16ZM24 75L25 76H28V75H26V73H24ZM79 75V74H78ZM85 75V74H84ZM84 75H83V78H84ZM99 75H101L102 76V74H99ZM98 75V76H99ZM146 75H148V74H146ZM145 75V76H146ZM173 75V74H172ZM171 75V76H172ZM186 75V74H185ZM193 75V74H192ZM191 75V76H192ZM233 75V76H232ZM260 75V74H259ZM4 75H2V77H3ZM8 76V77H9ZM19 76V75H18ZM17 76V77H18ZM90 76V75H89ZM95 76H96V74H95ZM105 76V75H104ZM112 76V75H111ZM116 76V75H115ZM143 76V75H142ZM154 76V75H153ZM152 76V77H153ZM238 76H242V77H244V76H247V75H238ZM237 76V77H238ZM256 76V75H255ZM264 76V75H263ZM21 77V76H20ZM23 77V76H22ZM81 77V76H80ZM100 77V76H99ZM118 77V76H117ZM116 77V78H117ZM175 77V76H174ZM220 77H219V79H220ZM260 77V76H259ZM258 77V78H259ZM262 77V76H261ZM4 78V77H3ZM7 78V77H6ZM127 78V77H126ZM134 78V77H133ZM139 78V77H138ZM154 78V77H153ZM152 78V79H153ZM159 78V77H158ZM196 78H198V77H196ZM245 78V77H244ZM249 78V77H248ZM252 78V77H251ZM256 78V77H255ZM263 78V77H262ZM13 79V78H12ZM16 79V78H15ZM21 79V78H20ZM20 79H18V80H20ZM23 79H26V77L25 78H23ZM34 79V78H33ZM46 79V78H45ZM51 79V78H50ZM65 79V78H64ZM119 79H122L121 77L119 78ZM140 79H141V77H140ZM165 79V78H164ZM163 79V80H164ZM171 80H172V78H170ZM174 79V78H173ZM210 79V78H209ZM218 79V80H219ZM229 79H226V81H228ZM239 79V78H238ZM259 79H261V78H259ZM2 80V79H1ZM32 80V79H31ZM36 80V79H35ZM89 80V79H88ZM91 80V79H90ZM102 80V79H101ZM131 80V79H130ZM150 80V79H149ZM177 80V79H176ZM196 80V79H195ZM204 80V79H203ZM202 80V81H203ZM221 80V79H220ZM223 80V79H222ZM223 80V81H224ZM232 80V79H231ZM258 80V79H257ZM261 80H264V79H261ZM4 81V80H3ZM38 81H39V79H38ZM41 81V80H40ZM57 81V80H56ZM66 81H67V79H66ZM85 81V80H84ZM111 81H112V78H111ZM124 81V80H123ZM143 81V80H142ZM156 81V80H155ZM154 81V82H155ZM166 81V80H165ZM169 81V80H168ZM174 81V80H173ZM210 81H211V79H210ZM238 81V80H237ZM243 81H244V83L245 82H247V80L245 81L244 79H243ZM243 81H241V82H243ZM250 81V80H249ZM260 81V80H259ZM15 82V81H14ZM19 82H22V81H19ZM75 82V81H74ZM73 82V80H72V83H74ZM88 82V81H87ZM114 82V81H113ZM141 82V81H140ZM145 82V81H144ZM147 82V81H146ZM151 82V81H150ZM149 81H148V85L147 86H145V88L146 87H148L149 85L151 86V88H153V86L155 85V83H154V85L152 86V84H153V82L152 83H150ZM159 82H162V81H159ZM180 82V81H179ZM182 82V81H181ZM218 82V81H217ZM225 82V81H224ZM229 82V81H228ZM6 83V82H5ZM16 83V82H15ZM14 83V84H15ZM18 83V82H17ZM24 83V82H23ZM27 83V82H26ZM41 84H43V81L42 82H40ZM48 83V82H47ZM50 83V82H49ZM51 83H52V81H51ZM55 83V82H54ZM126 83H129V82H126ZM137 83V82H136ZM150 83V84H149ZM206 83V82H205ZM8 84V83H7ZM6 84V85H7ZM13 84V85H14ZM25 84V83H24ZM24 84L22 85V88H23V86H24ZM44 84H45V82H44ZM93 84V83H92ZM144 84V83H143ZM177 84V83H176ZM231 84V83H230ZM234 84V83H233ZM255 84H257V83H255ZM1 85H3V83H1ZM0 85V86H1ZM6 85H4V86H6ZM11 85V84H10ZM16 85H20V84H16ZM21 85L19 86L20 88H21ZM61 85V84H60ZM59 85V86H60ZM66 84H64V86H65ZM77 85H78V83H77ZM97 85V84H96ZM109 85V84H108ZM134 85V84H133ZM139 85H141V86H143L142 84H139ZM165 85V84H164ZM167 85V84H166ZM180 85V84H179ZM209 85V84H208ZM213 85V84H212ZM7 86H9V85H7ZM31 86V85H30ZM39 86V85H38ZM37 86V87H38ZM46 86V85H45ZM58 86V87H59ZM64 86H62V88L64 87ZM71 86L72 87H74V86H76V85H73V84H71ZM132 86V85H131ZM143 86V87H144ZM168 86V85H167ZM215 86V85H214ZM244 86V85H243ZM246 86V85H245ZM248 86H251V85H248ZM18 87V86H17ZM25 87L26 86H24V89H25ZM27 87H28V85H27ZM46 87H48V86H46ZM68 87H70V84H69V86ZM67 87V88H68ZM169 87H170V85H169ZM178 87V86H177ZM207 87V86H206ZM216 87H218V86H216ZM13 88H16V87H13ZM56 88V87H55ZM61 88V89H62ZM66 88V89H67ZM128 88H130V87H128ZM149 88V87H148ZM147 88V89H148ZM181 88H183V87H181ZM180 88V89H181ZM260 88V87H259ZM264 88V87H263ZM1 89H2V86H1ZM5 89V91H6V87L4 88ZM3 89V90H4ZM18 90H17V92L14 90V89H9V92H10V90H14L15 92H11V93H9V96H10V98H12V99H14L13 100V102L14 101H17V102H20L21 103V105H24L23 107H25V105H27V104H29L30 106H31V104L30 103H32L33 104V102H35V103H41V104H44V103H46L47 104V107H49V111L50 112H53V113H55L56 115H58V114H61V115H63V117L62 116H60L61 117V119H63L64 118V115L65 116H69V117H72L73 115L75 116V114H77L76 112H77V110L79 111V109L80 108H78V109H75V108H70V107H68V106H65L64 104H61L62 103V101L64 100H62V101H60L59 102V100H58V102L60 103H58V102H56V99H55V97L59 94H54V91H53V93H50V92H52V89H47L48 91H46L47 93H43L44 95L43 96H36V95H29V94H26L24 91H21V89H20V91H19V88H17ZM29 89H30V87H29ZM28 89V90H29ZM35 89V88H34ZM33 89V90H34ZM39 89V88H38ZM46 89V88H45ZM44 89V90H45ZM56 89H60V88H56ZM56 89H55V91H56ZM74 89V88H73ZM83 89H84V87H83ZM146 89V90H147ZM154 89V88H153ZM160 89V88H159ZM169 89V88H168ZM173 89V88H172ZM177 89V88H176ZM261 89V88H260ZM27 90V89H26ZM43 90V91H44ZM57 90V91H58ZM64 90H65V88H64ZM69 90V89H68ZM68 90H67V96L68 95H70L69 94V92H68ZM79 90V89H78ZM76 91V95L74 94V96H81L80 94H77V92H81V91ZM88 90V89H87ZM149 90V89H148ZM151 90V89H150ZM19 91V92H18ZM39 91V90H38ZM50 91V92H49ZM70 91V90H69ZM168 91V90H167ZM214 91V90H213ZM30 92H32V91H30ZM37 91L35 90V92H34V94L36 93ZM49 92V93H48ZM59 92H60V90H59ZM63 93L64 92H66V91H62ZM72 92L74 93L75 91H73L72 90ZM88 92V91H87ZM183 92V91H182ZM3 93H5L6 94V92H4L3 91ZM2 93V94H3ZM38 93V92H37ZM73 93H72V95H73ZM83 93V92H82ZM81 93V94H82ZM97 93V92H96ZM130 93V92H129ZM139 93V92H138ZM172 93H174V92H172ZM184 93V92H183ZM185 93H187L186 91H185ZM229 93V92H228ZM8 94V93H7ZM32 94H33V92H32ZM84 94H86V93H84ZM91 94H92V92H91ZM101 94V93H100ZM116 94H118V93H116ZM134 94V93H133ZM150 94V93H149ZM231 94V93H230ZM259 94V93H258ZM38 95H41V94H39L38 93ZM65 95V94H64ZM72 95H70L71 97H72ZM93 95V94H92ZM91 95V96H92ZM95 95V94H94ZM99 95V94H98ZM105 95V94H104ZM124 95V94H123ZM137 95V94H136ZM165 95V94H164ZM163 95V96H164ZM182 95V94H181ZM201 95V94H200ZM241 95V94H240ZM4 96H7V95H4ZM59 96V95H58ZM74 96H73V98H74ZM78 96V97H79ZM96 96V95H95ZM111 96V95H110ZM120 96H122V94L120 95ZM129 96V95H128ZM135 96V95H134ZM133 96V97H134ZM144 96V95H143ZM178 96V95H177ZM188 96V95H187ZM3 97V96H2ZM53 97H54V101H53ZM60 97V96H59ZM64 97V96H63ZM81 97H83V99H85L84 98V95L83 96H81ZM86 97H89V96H86ZM124 97V96H123ZM138 97V96H137ZM167 97H168V95H167ZM237 97V96H236ZM6 98V97H5ZM8 98V97H7ZM75 98H77V97H75ZM91 98V97H90ZM90 98H88V99H90ZM95 98V97H94ZM115 98V97H114ZM122 98V97H121ZM125 98H128L127 97V95H126V97ZM131 98H132V96H131ZM130 98V99H131ZM140 98V97H139ZM139 98H136V99H139ZM148 98V97H147ZM154 98V97H153ZM156 98V97H155ZM159 98H161V96H159ZM175 98V97H174ZM182 98V97H181ZM191 98V97H190ZM197 98V97H196ZM58 99H60V98H58ZM82 99V100H83ZM87 99V98H86ZM87 99V100H88ZM103 99H105V98H103ZM116 100H117V98H115ZM115 99L113 100V102L115 101ZM135 99V100H136ZM141 99V98H140ZM143 99V98H142ZM146 99V98H145ZM150 99V98H149ZM147 100V101H150V100ZM183 99V98H182ZM187 99V98H186ZM192 99V98H191ZM228 99V98H227ZM5 100H7V99H5ZM66 100H68V102L71 100L72 101V99L70 98V100L69 99H66ZM80 100V99H79ZM87 100H85V101H87ZM93 100V98L92 99H90V100H88L89 102L91 101V102H93L92 101ZM99 100V99H98ZM97 100V103L98 102H100V101H98ZM124 100V99H123ZM122 100V101H123ZM133 100V104L135 103V101H134V99H132ZM160 100H163V97H162V99H160ZM177 100V99H176ZM181 100V99H180ZM179 100V101H180ZM185 100V99H184ZM206 100V99H205ZM257 100V99H256ZM259 100V99H258ZM30 101H33V102H30ZM94 101H96V100H94ZM103 101V100H102ZM105 101H107L108 102V100H104L103 102L105 103V104H107V102H105ZM121 101V102H122ZM129 101V100H128ZM140 101H142V100H140ZM155 101V100H154ZM175 101V100H174ZM178 101V100H177ZM192 101V100H191ZM224 101H225V99H224ZM231 101V100H230ZM237 101V100H236ZM12 102V103H13ZM66 102V101H65ZM64 102V103H65ZM79 102V104H80V101H78ZM84 102V101H83ZM102 102V103H103ZM110 102H112V100L110 101ZM109 102V103H110ZM119 102H120V100H119ZM157 102V101H156ZM195 102V101H194ZM198 102V101H197ZM202 102V101H201ZM208 102V101H207ZM226 102H227V100H226ZM229 102V101H228ZM248 102V101H247ZM250 102V101H249ZM1 103V102H0ZM7 103H9V102H7ZM70 103V102H69ZM73 104H74V102H72ZM103 103V104H104ZM145 103V102H144ZM148 103V102H147ZM169 103H171V102H169ZM175 103V102H174ZM203 103V102H202ZM235 103V102H234ZM259 103H261V102H259ZM11 104V103H10ZM17 104V103H16ZM66 104V103H65ZM78 104V105H79ZM85 104V103H84ZM91 104H93V103H91ZM99 105H101L100 103H98ZM104 104V105H105ZM111 104V103H110ZM109 104V106H111ZM122 104V103H121ZM130 104V103H129ZM132 104V103H131ZM139 104V103H138ZM159 104H160V102H159ZM162 104V103H161ZM197 104V103H196ZM240 104V103H239ZM252 104V103H251ZM19 105V104H18ZM82 105V104H81ZM86 105V104H85ZM85 105H82V106H85ZM123 105V104H122ZM125 105V104H124ZM135 105V104H134ZM140 105H142L143 106V104L142 103H140ZM261 105V104H260ZM264 105V104H263ZM5 106H7V105H5ZM5 106H3V104L1 105L0 104V169H3V168H10L11 167V165H12V162L13 161H16V162H18V163H20V164H27V162H29L30 161V158H32V151L33 150H35V149H38V150H40V149H42V148H44V147H46V146H53V147H56L55 149L57 150V153H58V155L59 156H57V155H55V156H57L56 158H57V160H56V163H55V165H56V167H57V170H55V169H53V166L52 167H49V168H44V169H39L38 171H37V180L38 181H36L35 183H38L37 185H34V187H33V185H32V183L33 182H30V179L32 178H34L35 177V175H33V173H30L29 171V173L26 175L27 176V181H28V185H30L29 187H20V188H16V184H15V182H14V178L12 179L11 177H6L5 179V183H3L2 185H6L7 187H8V189H10V190H12V191H10L11 193H12V195L14 196V198L17 200V202L19 203V205H22V206H27V207H29V209L23 214V215H21V211H19V210H14V209H8V207L6 208L5 206H3L2 205V201H0V229L1 230H3V231H6V234L4 235V236H7L8 237V239L10 238V240H12V241H17V237L16 236H19V230L16 228V226L18 225V226H21V228L22 229H24V227H25V225L26 224H28V223H26V222H29V221H31V220H33V219H36L37 218V216H42V217H44V215L45 216H48V212H49V209H50V207L52 206V203H53V200L54 199H59V204H60V206H65V204H66V201L68 200V196L69 195H73V192H69V191H67L66 190V188L64 187V186H61V188H60V191H54L56 188H57V185L58 184H62V183H67V182H74V183H76V184H78V186H79V188H80V192H79V194H78V196L80 197V200H81V202H83V206H84V208H87V209H89V210H91V211H96V212H98V213H100V212H102V211H105V212H108V213H110L113 217H120V215L122 214V213H128L130 216H137V215H142L143 217H144V220L145 221H147V222H149L150 220H152V218H159V219H162L165 223H163L162 224V227H163V229H165V230H167L168 232H171V237H170V235L168 236V237H170V238H172L173 239V244H175L176 246L178 245V246H180L179 248H181V247H183V246H186V247H188V248H191V249H195V245H192V244H190V242H191V240L190 241H185L184 239H182L181 238V235H179V232H178V222H171V219H173L174 221H179V220H183V221H189V222H191L192 223V225L191 226H193V231L195 230V231H200V230H202L201 229V227H203V226H205V228H206V231L209 233V234H211L213 237H215L216 238V240H217V242H218V245L220 246V250H221V252H222V254H223V259H224V261L226 262V263H228V264H234V262H236V260H239V259H244V260H246L247 261V264H251L252 263V261H255L256 262V264H264V234H261V233H259L258 231H252L251 229L252 228H250V230H248V229H245L243 226V228H240V229H238V228H236V227H234L233 225H231V224H229V225H227L228 223H230V222H227V224L225 223H223V222H221L220 220L218 221V220H215V219H213L212 218V216H209V215H206V214H204V213H202L203 211H199L198 209H196L195 208V206H185V208H182V207H177V206H179V205H175L174 203H173V201H171V200H169V199H171V197L169 198V199H167V198H165V197H163V196H159L158 194H159V192H158V194H156L154 191H151V190H148V189H144V188H146L147 186H145L144 188H138V187H136L137 185H134V186H130V187H126V186H124V185H122V183L120 184L119 182L117 183V180L115 181L116 182V184H112V182L111 183H108L107 181H103L104 180V178L105 177H103V180L102 181H100V180H96V181H92L91 179L93 178H91V179H89L88 177H86V173L85 172H83V173H85V174H83V173H80V172H76V167H78V168H80V167H82V168H89L88 167V165H86L85 163H84V161L82 160V158L79 156V154L76 152V150L61 136V133H58L57 132V129L55 130V128H53V130H50V128H49V130H46V132H45V134H43V135H45L46 137L44 138V142L43 143H40V145H38V147L36 146V148L34 149V146L32 145V139L33 138H35V137H41V136H39L38 134H36L35 133V131L33 130L32 131V129H31V127L27 124V122L24 120V119H22L21 117H19V116H16V115H14V114H12L11 112H9V110L5 107ZM16 106V105H15ZM38 106V107H37ZM75 106H77V104L75 105ZM82 106H79V107H81L82 108V110H85V108H83ZM90 106H92V105H89L88 107H90ZM120 106V105H119ZM128 106H130V105H128ZM136 106L138 107L139 105H137V103H136ZM186 106V105H185ZM246 106V105H245ZM19 107V106H18ZM22 107V108H23ZM32 107H35V105L34 106H32ZM36 110H38L39 109V105H36ZM43 107V106H42ZM87 107V106H86ZM100 107V106H99ZM115 107H117V106H115ZM135 107V106H134ZM158 107V106H157ZM182 107V106H181ZM14 108V107H13ZM16 108V107H15ZM26 108H27V106H26ZM45 108V107H44ZM92 108V107H91ZM118 108H120V107H118ZM122 108V107H121ZM123 108H125V107H123ZM122 108V109H123ZM127 108V107H126ZM246 108V107H245ZM252 108H253V106H252ZM25 109V108H24ZM87 109H89V108H87ZM93 109V108H92ZM98 110L97 111H100L101 112V110L99 109V108H97ZM129 109H131V108H129ZM154 109V108H153ZM159 109V108H158ZM164 109V108H163ZM166 109V108H165ZM164 109V110H165ZM178 109H180V108H178ZM191 109V108H190ZM23 110V109H22ZM28 110V109H27ZM30 110H31V108L29 109V111H28V113L30 112ZM46 110H48V109H46ZM95 110V112H96V109H94ZM94 110H92V111H94ZM194 110V109H193ZM192 110V111H193ZM233 110H234V108H233ZM24 111V110H23ZM39 111V110H38ZM41 111H43L42 109H40V113H41ZM88 111L89 110H87L85 113H88ZM92 111H90V112H92ZM110 111V110H109ZM112 111V110H111ZM115 110H113V112H114ZM162 111V110H161ZM188 111V110H187ZM222 111H223V109H222ZM247 111V110H246ZM259 111V110H258ZM46 112V111H45ZM45 112H44V114H45ZM80 112H82V111H80ZM103 112H105V111H103ZM141 112H143V111H141ZM146 112V111H145ZM169 112V111H168ZM189 112V111H188ZM263 112V111H262ZM36 113V112H35ZM84 113V112H83ZM93 113V112H92ZM92 113H89V115L90 116H92L93 114ZM109 112H107V114H108ZM125 113H127V112H125ZM150 113V112H149ZM170 113V112H169ZM168 113V114H169ZM238 113H239V111L237 112V115H238ZM241 113V112H240ZM239 113V114H240ZM247 113V112H246ZM252 113V112H251ZM258 113V112H257ZM30 114H34V112L33 113H30ZM37 114V113H36ZM34 115V118H33V120H35V117H37V115ZM39 114V113H38ZM51 114V113H50ZM73 114V115H72ZM92 114V115H91ZM103 114V115H102ZM119 114V113H118ZM47 115V114H46ZM81 115V114H80ZM88 115V114H87ZM126 115H128V114H126ZM125 115V117H127L125 120L126 121H131V122H133L134 124H138L139 122H137L138 120H136V119H138V118H136V119H133L132 117L133 116H126ZM141 115V114H140ZM143 115V114H142ZM180 115V114H179ZM205 115V114H204ZM252 115V114H251ZM253 115H254V113H253ZM40 116H43V115H40ZM45 116V115H44ZM50 116V115H49ZM59 116V115H58ZM103 116H105L104 115V113H101V114H99V113H97V115H96V117H98V118H100V120H102V121H100L99 123H101V122H103V119H101V118H104ZM109 116V115H108ZM113 116H115V115H113ZM112 116V117H113ZM118 116H121V115H118ZM124 116V115H123ZM122 116V117H123ZM147 116H149V115H147ZM157 116V115H156ZM163 116V115H162ZM176 115H174V118H176L175 117ZM191 116V115H190ZM190 116H187L188 117V119L190 118ZM200 116H201V114H200ZM224 116V115H223ZM231 116V115H230ZM229 116V117H230ZM232 116H233V114H232ZM235 116V115H234ZM240 116H242V114L240 115ZM33 117V116H32ZM60 117H59V119H60ZM76 117V116H75ZM82 117H84L83 115H82ZM93 117H95V116H92V117H89V118H93ZM121 117V118H122ZM124 117V118H125ZM129 117V118H128ZM136 117V115L134 116V118ZM140 117V116H139ZM142 117H146V116H142ZM141 117V118H142ZM150 117H153V115H150ZM164 117V116H163ZM167 117H168V115H167ZM183 117H185L184 115L182 116V118ZM196 117H198V116H196ZM195 117V118H196ZM202 117V116H201ZM204 117V116H203ZM205 117H207V116H205ZM220 117H222V116H220ZM219 117V118H220ZM251 117V116H250ZM40 118V117H39ZM45 118V117H44ZM85 118H87V120H91V119H88V117H85ZM82 119V120H86V119ZM109 118H110V116H109ZM108 118V119H109ZM123 118V119H124ZM141 118H139V120H140V122H142L141 121ZM162 117H160V119H161ZM165 118V117H164ZM169 118V117H168ZM172 118V116L170 117V119ZM173 118V119H174ZM207 118H209V117H207ZM211 118V123H213L212 121H213V119H212V117H210ZM214 118V117H213ZM234 118V117H233ZM236 118H237V116H236ZM258 118V117H257ZM50 119H53V117H49V120ZM54 119H56V118H54ZM66 119H68V118H66ZM65 118H64V120H66ZM70 119V118H69ZM68 119V120H69ZM115 119V118H114ZM116 119H118V118H116ZM120 119V118H119ZM118 119V120H119ZM183 119H185V118H183ZM200 119H202V118H200ZM199 119V121H201ZM204 119V118H203ZM202 119V120H203ZM215 119V118H214ZM217 119H218V117H217ZM235 119V118H234ZM38 120V118L36 119V121ZM40 120H41V118H40ZM67 120V122H68V124H69V122L72 124V122L71 121H68ZM71 120H72V118H71ZM75 120V119H74ZM77 120H81V119H78V118H76V121ZM95 122H96V120H95V118L93 119ZM92 120V121H93ZM105 120V119H104ZM112 120V119H111ZM144 121H149V119L147 118V120H145V119H143ZM150 120H151V118H150ZM162 120H164V119H162ZM162 120H161V122H162ZM167 120V119H166ZM178 120V119H177ZM186 120V119H185ZM185 120H183V123L185 122ZM194 120V119H193ZM207 120V119H206ZM221 120V119H220ZM224 119L222 118V121H223ZM236 120V119H235ZM235 120H232V122L233 121H235ZM246 120V119H245ZM254 120V119H253ZM255 120H256V117H255ZM260 120V119H259ZM54 121H56L57 122V119L56 120H54ZM63 121V120H62ZM97 121H98V119H97ZM117 121V120H116ZM160 121V120H159ZM159 121H157L158 123H154L155 125H150L151 124V122H150V124H148V125H150V129H156V126H158L161 122H159ZM169 121H171V120H169ZM174 121V120H173ZM187 121V120H186ZM208 121V120H207ZM243 121V120H242ZM247 121V120H246ZM257 121V120H256ZM255 121V122H256ZM262 121V120H261ZM38 122V121H37ZM42 122V121H41ZM44 122V121H43ZM53 122V121H52ZM59 123H60V121H58ZM57 122V123H58ZM82 122V121H81ZM105 122H107V121H105ZM115 121H113V123H114ZM152 122H154V120H152ZM164 122V121H163ZM162 122V123H163ZM177 122H181L182 123V121L180 120V121H176V123ZM197 122V121H196ZM202 122V121H201ZM209 122H210V120H209ZM209 122L207 123V124H203V126H205L206 128H207V126L206 125H208L209 124ZM217 122H218V120H217ZM228 122V121H227ZM226 122V123H227ZM240 122H241V120H240ZM240 122H238V123H240ZM248 122H249V119H248ZM252 121H250V123H251ZM258 122V121H257ZM57 123H55V124H57ZM63 123V122H62ZM62 123H60V126L62 125ZM76 123V122H75ZM86 123H87V121H86ZM97 123V122H96ZM116 123H118V121L116 122ZM123 123H125L124 121H123ZM161 123V124H162ZM171 123H172V121H171ZM174 123V122H173ZM175 123V124H176ZM189 123H191V121L189 120ZM199 123L200 122H198V124L197 125H199ZM221 122L219 121V124H220ZM224 123H225V121H224ZM229 123V122H228ZM242 123V124H241ZM240 124H239V126H242L243 125V122H241ZM247 123V122H246ZM245 123V124H246ZM259 123H262V122H259ZM30 124V123H29ZM44 124V123H43ZM42 124V125H43ZM53 124H54V122H53ZM79 124H83V123H80V121H79V123H78V125ZM89 125H90V123H88ZM102 124V123H101ZM104 124V123H103ZM102 124V125H103ZM145 124V123H144ZM143 124V125H144ZM146 124H147V122H146ZM158 124V125H157ZM160 124V125H161ZM187 124V123H186ZM214 125L216 124V121H214V123H213ZM218 123L215 125V126H217L218 128L217 129H219L220 128V126L222 127V128H224L223 126H222V124L221 125H219ZM235 124V123H234ZM233 123L231 124V123H229L227 126H226V128L225 129H230V131H232L231 129H237V123L234 125ZM47 125H48V123H47ZM65 124H63L62 126H64ZM77 125V124H76ZM75 125V126H76ZM86 125V124H85ZM92 125V124H91ZM124 125V124H123ZM125 125H127V124H125ZM165 125V122H164V124L163 125H161V126H164ZM167 125V124H166ZM165 125V126H166ZM170 126H172L171 124H169ZM177 125V124H176ZM181 125V124H180ZM196 125V126H197ZM211 125V124H210ZM254 125V124H253ZM256 125V124H255ZM258 125V124H257ZM262 125V124H261ZM264 125V124H263ZM50 126V125H49ZM56 126H59V124L58 125H56ZM65 126H67V125H65ZM64 126V127H65ZM87 126V125H86ZM86 126H84V128H86ZM95 126V125H94ZM93 126V127H94ZM109 126H110V124H109ZM186 126V125H185ZM185 126H184V128H185ZM189 126V125H188ZM195 126V125H194ZM195 126V127H196ZM251 126V125H250ZM260 126V125H259ZM41 127H45V125L44 126H41ZM54 127V126H53ZM70 127V126H69ZM83 127V126H82ZM96 127V126H95ZM97 127H99V126H97ZM101 127V126H100ZM129 127H131V126H129ZM134 126H132V128H133ZM169 127V126H168ZM198 127H200V125L198 126ZM197 127V128H198ZM205 127H203V128H205ZM209 127V126H208ZM243 127V126H242ZM246 127V126H245ZM247 127H249V125L247 126ZM246 127V129H249V128H247ZM45 128H47V126L45 127ZM44 128V129H45ZM58 128V127H57ZM67 128V127H66ZM73 128V127H72ZM71 128V129H72ZM91 128V127H90ZM90 128H88V129H90ZM105 128L107 129V126L105 125ZM136 128V127H135ZM162 128V127H161ZM190 128V127H189ZM192 128V127H191ZM201 128V127H200ZM197 129L196 131H201V129ZM210 128V127H209ZM209 128H207V129H204V130H209V132H210V129ZM251 128H254V127H251ZM263 128H264V126H263ZM43 129V128H42ZM48 129V128H47ZM65 129V128H64ZM64 129H62L63 131H64ZM93 129H97L98 130V128H93ZM93 129H90V130H93ZM106 129L104 130L105 132H106ZM114 129V128H113ZM146 130H147V128H145ZM159 129V128H158ZM168 129V128H167ZM195 129V128H194ZM217 129H215L216 131H217ZM239 129V128H238ZM242 130L243 129H245V128H241ZM257 129V128H256ZM58 130L60 131V128H58ZM67 130H69L68 128H67ZM79 130V129H78ZM135 130H137V129H135ZM142 130H144V128H142ZM163 130V128L160 130V132ZM166 130V129H165ZM165 130H163L162 131V134L164 133H166V135H167V132H165ZM170 130H172V129H170V127H169V131ZM178 130H179V128H178ZM178 130H175V132L176 131H178ZM180 130H182V129H180ZM203 130V131H204ZM212 130V129H211ZM214 130V129H213ZM212 130V131H213ZM214 130V131H215ZM220 130H222V129H220ZM240 130V129H239ZM249 130H251V129H249ZM65 131H66V129H65ZM70 131V130H69ZM69 131H67V132H69ZM71 131H73V130H71ZM77 131V130H76ZM104 131H102L101 132V134L104 132ZM108 131V130H107ZM121 131V130H120ZM148 131H150V130H148ZM192 131V130H191ZM195 131V130H194ZM203 131H201V132H203ZM223 131V130H222ZM241 131V130H240ZM248 131V130H247ZM93 132H95V131H93ZM99 132V131H98ZM113 132H115V130H113ZM113 132H112V134H113ZM174 132V131H173ZM182 132H184V131H182ZM181 132V133H182ZM208 132V131H207ZM228 131H226V133H227ZM233 132V131H232ZM236 132V131H235ZM241 132H243V131H241ZM249 132V131H248ZM252 130H251V134H252ZM255 132V131H254ZM256 132H258V130L256 131ZM43 133V132H42ZM78 133V132H77ZM75 134V132H74V134H70L71 136L72 135H75L76 136V138L77 137H80L79 139H82L81 137V135L79 136L78 134ZM95 133H97V132H95ZM100 133V132H99ZM106 133H108V132H106ZM109 133H110V131H109ZM109 133L107 134L108 136H109ZM116 133H118V132H116ZM154 133V132H153ZM159 133V132H158ZM158 133H156V134H158ZM169 134L168 135H170V132H168ZM195 133V132H194ZM211 133V132H210ZM215 133V132H214ZM225 133V132H224ZM237 133V132H236ZM244 133V132H243ZM64 134H66L65 132H63V135ZM80 134H81V132H80ZM87 134V133H86ZM85 134V135H86ZM115 134V133H114ZM113 134V135H114ZM144 133H142V135H143ZM146 134V133H145ZM148 134V133H147ZM146 134V135H147ZM149 134H151V136H152V133H149ZM175 134V133H174ZM174 134H171V136L172 135H174ZM176 134H177V132H176ZM178 134H179V132H178ZM185 134V133H184ZM184 134H182L183 136H185ZM212 134V133H211ZM223 134V133H222ZM221 134V135H222ZM229 134H231V133H229ZM239 134V133H238ZM250 134V135H251ZM68 135V134H67ZM78 135V136H77ZM89 135H92L91 133L89 134ZM98 135V134H97ZM103 135V134H102ZM111 135V134H110ZM158 135H160V133L158 134ZM194 135V134H193ZM195 135H196V133H195ZM206 135V134H205ZM252 135H254V137L257 135H255V133L254 134H252ZM251 135V136H252ZM260 135H261V132H260ZM69 136V135H68ZM112 136V135H111ZM154 136V135H153ZM180 136V135H179ZM214 136V135H213ZM264 136V135H263ZM43 137V136H42ZM70 137V136H69ZM73 137V136H72ZM94 137V136H93ZM92 137V138H93ZM97 137H99V136H97ZM103 137V136H102ZM116 137V136H115ZM118 137H120V136H118ZM143 137H145V136H143ZM155 137V136H154ZM157 137V136H156ZM176 137V136H175ZM186 137V136H185ZM201 137H203V136H201ZM216 137V136H215ZM219 137H220V135H219ZM225 137H227V136H225ZM230 138H232L231 136H229ZM228 137V138H229ZM238 137V136H237ZM258 137V136H257ZM66 138H68V137H66ZM71 138V137H70ZM69 138V139H70ZM112 138H113V136H112ZM122 138H123V136H122ZM133 138V137H132ZM147 138V137H146ZM160 138H161V136H160ZM165 138H167V136L165 137ZM187 138V137H186ZM189 138V137H188ZM191 138V137H190ZM192 138H194L193 136H192ZM196 138H198L197 136H196ZM207 138V137H206ZM236 138V137H235ZM252 138V137H251ZM43 139V138H42ZM72 139V138H71ZM78 139V138H77ZM77 139H75V140H77ZM94 139H95V137H94ZM158 139V138H157ZM164 139V138H163ZM171 139V138H170ZM201 139V138H200ZM212 139V138H211ZM240 139V138H239ZM245 139V138H244ZM72 140H74V139H72ZM71 140V141H72ZM96 140V139H95ZM138 140V139H137ZM166 140V139H165ZM168 140H169V138H168ZM176 140V139H175ZM178 140H179V138H178ZM178 140H176L174 143H176V142H178ZM209 140V139H208ZM207 140V141H208ZM229 140V139H228ZM232 140V139H231ZM241 140V139H240ZM246 140V139H245ZM40 141V140H39ZM78 141V140H77ZM77 141H75V142H77ZM84 142H85V140H83ZM82 140L80 141V142H83ZM87 141V140H86ZM115 141H116V139H115ZM136 141V140H135ZM141 141V140H140ZM139 140H138V142H140ZM163 141V140H162ZM181 141V140H180ZM200 141V140H199ZM224 141V140H223ZM222 141V142H223ZM94 142V141H93ZM92 142V143H93ZM172 142V141H171ZM187 142V141H186ZM202 142V141H201ZM211 142V141H210ZM224 142H226V141H224ZM224 142H223V145L222 146H224ZM237 142V141H236ZM241 142V141H240ZM245 142V141H244ZM252 142V141H251ZM255 142V141H254ZM73 143H74V141H73ZM95 143V142H94ZM167 143V142H166ZM197 143H198V141H197ZM204 143H205V141H204ZM203 143V144H204ZM208 143V142H207ZM213 143V142H212ZM221 143V142H220ZM239 142H237V144H238ZM243 143V142H242ZM260 143V142H259ZM264 143V142H263ZM75 144H77L78 145V147H79V143H75ZM74 144V145H75ZM85 144V143H84ZM86 144H90V143H86ZM102 144V143H101ZM125 144V143H124ZM144 144V143H143ZM156 144V143H155ZM178 144V143H177ZM181 144H182V142H181ZM180 143L178 144L179 146L181 145ZM236 144V143H235ZM244 144V143H243ZM77 145H75V146H77ZM83 144H81L80 146H82ZM92 145V144H91ZM95 145V144H94ZM127 145V144H126ZM170 145V144H169ZM168 145V146H169ZM177 145V146H178ZM184 145V144H183ZM183 145H181L182 147H185V146H183ZM199 145V144H198ZM207 145V144H206ZM229 145V144H228ZM257 145V144H256ZM48 146V147H49ZM86 146H88V145H86ZM98 145H96V147H97ZM174 146H176V145H174ZM208 146H210V144L209 145H207L206 147H207V149L209 148ZM226 146V145H225ZM245 146V145H244ZM244 146H242V147H244ZM248 146V145H247ZM261 146V145H260ZM259 146V147H260ZM53 147L51 148V149H53ZM96 147H94V149L96 148ZM99 147V146H98ZM124 147V146H123ZM131 147V146H130ZM130 147H127L128 149H130ZM155 147H157V144H156V146ZM167 147V146H166ZM165 147V148H166ZM173 147V146H172ZM211 147V146H210ZM214 147V146H213ZM212 147V148H213ZM239 148H242V147H240V146H238ZM237 147V148H238ZM251 147V146H250ZM105 148V147H104ZM144 148H146V146L144 147ZM163 148V147H162ZM176 148V147H175ZM187 148V147H186ZM191 148V147H190ZM220 148H222V147H220ZM229 148V147H228ZM87 149H89V150H92V147L91 148H88L87 147ZM101 151L103 150V147H102V149H101V147L99 148ZM128 149H126V150H128ZM132 149V148H131ZM131 149H130V151L129 152H134V151H131ZM161 149V148H160ZM183 149V148H182ZM203 149V148H202ZM209 149H211V148H209ZM208 149V150H209ZM218 149V148H217ZM244 148H242V150H243ZM246 149V148H245ZM81 150H83V149H81ZM80 150V151H81ZM88 150V151H89ZM135 150V149H134ZM146 150V149H145ZM169 150V149H168ZM180 150V149H179ZM194 150V149H193ZM200 149H198V151H199ZM213 150H215V149H213ZM213 150L211 151V152H213ZM224 150V149H223ZM241 150V149H240ZM240 150H238V151H240ZM85 151V150H84ZM95 151H97V150H95ZM101 151H99V152H101ZM105 151H107L106 149H105ZM163 151V150H162ZM171 151V150H170ZM237 151V150H236ZM237 151V152H238ZM244 151H246V150H244ZM249 151V150H248ZM255 151V150H254ZM83 151H81V153H82ZM90 152V151H89ZM92 152H93V150H92ZM98 151H97V154L99 153ZM104 152V150L102 151V153ZM108 152V151H107ZM128 152V153H129ZM137 152V151H136ZM210 152V153H211ZM215 152H216V150H215ZM221 152V151H220ZM219 152V153H220ZM225 151H223V153H224ZM227 152H228V150H227ZM241 152V151H240ZM42 154V155H44V153H43V151H41V152H38V154ZM87 152H85V154H86ZM101 153V154H102ZM174 152H172V154H173ZM184 153V152H183ZM203 153V152H202ZM38 154H37V156H38ZM56 154V153H55ZM83 154V153H82ZM113 154V153H112ZM117 154V153H116ZM131 154V153H130ZM185 155H186V153H184ZM221 154V153H220ZM225 154V153H224ZM235 154V153H234ZM250 154V153H249ZM252 154V153H251ZM259 154V153H258ZM34 155V154H33ZM92 155V154H91ZM108 155H109V153H108ZM132 155H134V154H132ZM138 155V154H137ZM180 155V154H179ZM194 155V154H193ZM214 155V154H213ZM227 155H228V153H227ZM253 155H254V152H253ZM256 155V154H255ZM261 155V154H260ZM259 155V156H260ZM34 156H36V155H34ZM33 156V157H34ZM45 156V155H44ZM93 156V155H92ZM94 156H95V154H94ZM99 156H101L100 154L98 155V157L97 158H99ZM112 156V155H111ZM136 156V155H135ZM134 156V157H135ZM152 156V155H151ZM156 156V155H155ZM171 156V155H170ZM178 156V155H177ZM190 156H191V154H190ZM196 156V155H195ZM207 156V155H206ZM205 156V157H206ZM215 156V155H214ZM241 156V155H240ZM247 156V155H246ZM249 156V155H248ZM53 157V156H52ZM102 157H103V155H102ZM140 157V156H139ZM172 157V156H171ZM179 157H181V156H179ZM183 157V156H182ZM211 157V156H210ZM250 157H253V156H251L250 155ZM258 157V156H257ZM35 158V157H34ZM38 158H40V156L38 157ZM43 157L41 156V159H42ZM45 158H46V156H45ZM44 158V159H45ZM94 158V157H93ZM92 158V159H93ZM101 158V157H100ZM105 158H106V156H105ZM137 158H138V156H137ZM143 158V157H142ZM154 158V157H153ZM192 158V157H191ZM212 158H214V157H212ZM221 158V157H220ZM225 158V157H224ZM223 158V159H224ZM248 158V157H247ZM107 159V158H106ZM109 159V158H108ZM108 159H107V161H108ZM139 159V158H138ZM172 159H174V158H172ZM176 159V158H175ZM181 159V158H180ZM195 159H198V157L196 158L195 157ZM206 159V158H205ZM228 159V158H227ZM90 160V159H89ZM100 159H98L97 161H99ZM102 160H105V159H102ZM113 160V159H112ZM115 160V159H114ZM121 160V159H120ZM147 160V159H146ZM154 160V159H153ZM170 160V159H169ZM192 160H193V158H192ZM221 160V159H220ZM226 160V159H225ZM91 161V160H90ZM136 161H137V159H136ZM172 161V160H171ZM174 161V160H173ZM222 161V160H221ZM227 161V163L229 164V160H226ZM94 162V161H93ZM100 162V161H99ZM98 162V163H99ZM102 162V161H101ZM101 162H100V164H101ZM104 162H106V160L104 161ZM112 162H114V161H112ZM115 162H117L116 160H115ZM135 162V161H134ZM142 162V161H141ZM145 162V161H144ZM147 162V161H146ZM151 162V161H150ZM188 162V161H187ZM194 162V161H193ZM195 162L198 164V161L197 160H195ZM222 162H225V161H222ZM257 162V161H256ZM107 163V162H106ZM111 163V162H110ZM139 163H140V161H139ZM169 163V162H168ZM216 163V162H215ZM259 163V162H258ZM94 164V163H93ZM96 164V163H95ZM118 164V163H117ZM142 164H144V163H142ZM146 164V163H145ZM147 164H149V160H148V163ZM156 164V163H155ZM158 164V163H157ZM176 164H177V162H176ZM180 164V163H179ZM183 164V163H182ZM207 165H208V163H206ZM219 164V163H218ZM262 164H263V162H262ZM152 165V164H151ZM210 165V164H209ZM236 165V164H235ZM248 165V164H247ZM251 165V164H250ZM249 165V166H250ZM94 166V165H93ZM96 166V165H95ZM107 166H109L110 167V164L109 165H107ZM112 166V165H111ZM123 166H124V164H123ZM148 166V165H147ZM146 166V167H147ZM153 166H155V165H152V167ZM179 166V165H178ZM186 166V165H185ZM190 166V165H189ZM188 166V167H189ZM200 166V165H199ZM220 166V165H219ZM225 166H227V165H225ZM228 166H232V165H228ZM99 167H101V166H98V168ZM181 167V166H180ZM183 167V166H182ZM187 167V168H188ZM201 167V166H200ZM218 167V166H217ZM248 167V166H247ZM81 168V169H82ZM97 168V169H98ZM112 168V167H111ZM126 168V167H125ZM125 168H124V170H125ZM129 168V167H128ZM153 168H155V167H153ZM158 168V167H157ZM193 168V167H192ZM212 168V167H211ZM211 168H208V169H211ZM227 168V167H226ZM233 168V167H232ZM238 168V167H237ZM264 168V167H263ZM93 170H94V168H92ZM120 169H122L121 167H120ZM134 169V168H133ZM150 169V168H149ZM167 169V168H166ZM189 169V168H188ZM220 169V168H219ZM240 169H242V168H240ZM248 169V168H247ZM8 170V169H7ZM80 170V169H79ZM100 170V169H99ZM106 170V169H105ZM118 170V169H117ZM123 170V169H122ZM124 170H123V172H124ZM129 170V169H128ZM127 170V171H128ZM144 170H147V171H149L148 169H144ZM151 170H153V169H151ZM169 170V169H168ZM174 170V169H173ZM185 170V169H184ZM192 170H194L195 171V168L194 169H192ZM214 170H215V168H214ZM221 170V169H220ZM239 170V169H238ZM254 170V169H253ZM252 170V171H253ZM259 170H261V169H259ZM264 170V169H263ZM263 170H262V173H263ZM84 171V170H83ZM95 171V170H94ZM121 171V170H120ZM186 171V170H185ZM217 171V170H216ZM224 171V170H223ZM27 172V171H26ZM36 172V171H35ZM101 172H103V171H101ZM119 172V171H118ZM126 172V171H125ZM124 172V173H125ZM133 172V171H132ZM144 172H146V171H144ZM156 172H158V171H156ZM198 172V171H197ZM199 172L200 173H202V171H200L199 170ZM221 172H222V170H221ZM233 172V171H232ZM105 174H108L106 171L104 172ZM103 173V175H105ZM117 173V172H116ZM124 173H122V174H124ZM129 173H130V171H129ZM128 172L127 173H125V175L126 174H128V175H131V174H129ZM136 173V172H135ZM148 173H150V172H148ZM152 173L153 174H155L153 171H152ZM151 173V174H152ZM163 173V172H162ZM162 173H160V174H162ZM174 173V172H173ZM216 173V172H215ZM222 173H224V172H222ZM226 173V172H225ZM228 173V172H227ZM239 173V172H238ZM21 174V173H20ZM102 174V173H101ZM171 174V173H170ZM170 174H168L167 173V175H165V176H168V175H170ZM175 174V173H174ZM179 174V173H178ZM235 174V173H234ZM248 174H250V173H248ZM21 175H23V174H21ZM91 174L89 173V176H90ZM93 175V174H92ZM148 175V174H147ZM164 175V174H163ZM173 175V174H172ZM172 175H170V176H172ZM219 175V174H218ZM231 175V174H230ZM233 175V174H232ZM244 175H246V174H244ZM259 175V174H258ZM11 176V175H10ZM19 176V175H18ZM25 176V177H26ZM100 176V175H99ZM111 176H113V175H111ZM132 176V175H131ZM134 176V175H133ZM153 176V175H152ZM158 176V174L156 173V175H155V177H157ZM162 176V175H161ZM178 176V175H177ZM236 176V175H235ZM115 177H117V176H115ZM154 177V176H153ZM159 177V176H158ZM175 177V176H174ZM200 177V176H199ZM224 177H226V176H224ZM229 177H231V176H229ZM251 177V176H250ZM255 177V176H254ZM22 178V177H21ZM100 178V177H99ZM161 178V177H160ZM168 178H171V177H167V179ZM227 178V177H226ZM258 178V177H257ZM1 179V178H0ZM3 179V178H2ZM16 179V178H15ZM94 179V178H93ZM96 179V178H95ZM121 179V178H120ZM149 179H150V177H149ZM178 179H181V178H179L178 177ZM191 179V178H190ZM237 179H239V178H237ZM247 179H250V178H247ZM247 179H245V180H247ZM108 180V179H107ZM110 180V179H109ZM111 180H113V177H112V179ZM125 180V179H124ZM161 180V179H160ZM171 180H173V179H171ZM170 180V181H171ZM185 180V179H184ZM196 180V179H195ZM203 180V179H202ZM234 181H235V179H233ZM244 180V181H245ZM251 180V179H250ZM253 180V179H252ZM35 181V180H34ZM162 181V180H161ZM200 181V180H199ZM243 181V180H242ZM124 182V181H123ZM179 181L177 180V182L176 183H178ZM193 182V181H192ZM191 182V183H192ZM196 182V181H195ZM194 182V183H195ZM207 182V181H206ZM211 182V181H210ZM250 182V181H249ZM252 182V181H251ZM257 182V181H256ZM254 183L255 185L257 184V183ZM259 182V181H258ZM134 183V182H133ZM165 184H167L166 182H164ZM181 183V182H180ZM183 183V182H182ZM194 183H192V184H194ZM197 183V182H196ZM126 184V183H125ZM131 184V183H130ZM187 184V183H186ZM188 184H190V183H188ZM247 184V183H246ZM251 184V183H250ZM253 184V183H252ZM251 184V185H252ZM261 184H263V183H261ZM132 185V184H131ZM143 185V184H142ZM168 185H169V183H168ZM167 185V186H168ZM180 185V184H179ZM178 185V186H179ZM195 185V184H194ZM218 185V184H217ZM170 186H172V183H171V185ZM257 186V185H256ZM262 186H264V185H262ZM177 187V186H176ZM188 187V186H187ZM192 187L194 188V186L192 185ZM196 187H198V186H196ZM200 187H201V185H200ZM209 187H211V186H209ZM219 187V186H218ZM221 187H223V186H221ZM36 188V189H35ZM173 188V187H172ZM183 188V187H182ZM184 188H186V187H184ZM202 188V187H201ZM204 188V187H203ZM35 189V190H34ZM159 190H160V188H158ZM181 188H180V186H179V190H180ZM200 189V188H199ZM199 189H196V192H197V190L199 191ZM219 189V188H218ZM222 189V188H221ZM257 189V188H256ZM262 189V188H261ZM58 190V189H57ZM69 190V189H68ZM182 190V189H181ZM185 190V189H184ZM188 190V189H187ZM186 190V191H187ZM206 190V189H205ZM208 190V189H207ZM225 190V189H224ZM263 190V189H262ZM189 191V190H188ZM190 191H192V190H190ZM194 191H195V189H194ZM201 191V190H200ZM203 191V190H202ZM220 191V190H219ZM222 191V190H221ZM220 191V192H221ZM260 191V190H259ZM179 192V191H178ZM195 192V193H196ZM235 192V191H234ZM161 193V192H160ZM194 193V192H193ZM194 193V194H195ZM198 193H200V192H198ZM202 194H203V192H201ZM164 194V193H163ZM162 194V195H163ZM190 194V193H189ZM197 194V193H196ZM165 195V194H164ZM205 195V194H204ZM214 195V194H213ZM242 195H244V194H242ZM43 196H48L49 197V203H47V204H44L43 202H40V198L41 197H43ZM175 196V195H174ZM206 196H208V195H206ZM206 196H204V198L203 197H201V198H203V199H205L206 200ZM222 196V195H221ZM240 196H241V194H240ZM75 197H77L76 195H74V198ZM168 197H169V195H168ZM179 197V196H178ZM182 197V196H181ZM206 197V198H205ZM213 197V196H212ZM232 197H233V195H232ZM73 197H72V199H74ZM198 198V197H197ZM236 198V197H235ZM77 199H79V198H77ZM77 199H75V200H77ZM184 199V198H183ZM189 199V198H188ZM199 199V198H198ZM215 199V198H214ZM220 199V198H219ZM223 199V198H222ZM224 199H225V197H224ZM229 199H233V200H235L234 198H228V200ZM241 199V198H240ZM239 199V200H240ZM3 200V199H2ZM192 200V199H191ZM213 200V199H212ZM211 199L209 200V198H208V201H212ZM227 200V199H226ZM227 200V201H228ZM246 200V199H245ZM251 200V199H250ZM252 200H255V199H252ZM257 200V199H256ZM185 201V200H184ZM208 201L206 202V203H208ZM238 201V200H237ZM241 201V200H240ZM238 201L239 203H241V202H243V201ZM259 201V200H258ZM180 202V201H179ZM192 203H193V201H191ZM196 202V201H195ZM214 202V201H213ZM226 202V201H225ZM252 202V201H251ZM255 202V201H254ZM257 202V201H256ZM187 203H189V202H187ZM197 203V202H196ZM215 203H217V202H215ZM215 203H213V204H215ZM218 203H219V201H218ZM221 203V202H220ZM184 204V203H183ZM222 204H223V202H222ZM236 204V203H235ZM234 204V205H235ZM245 204V202L242 204V206ZM254 203H252V205H253ZM54 205V204H53ZM68 205V204H67ZM218 205V204H217ZM224 205H225V203H224ZM233 205V206H234ZM248 205H250L249 203H248ZM252 205L250 206V207H252ZM259 204H257V206H258ZM69 206V205H68ZM244 206H246V205H244ZM243 206V207H244ZM253 206H256V205H253ZM260 206V205H259ZM258 206V207H259ZM14 207V206H13ZM57 207H59V205L57 206ZM70 207H71V205H70ZM184 207V206H183ZM221 207H222V205H221ZM198 208V207H197ZM216 208V207H215ZM218 208V207H217ZM224 208H226V207H224ZM254 208H256V207H254ZM219 209V208H218ZM237 209H239V210H241L242 209V207L240 206V208H237ZM246 209H247V207H246ZM258 209V208H257ZM260 209H263V208H261L260 207ZM259 209V210H260ZM51 210V209H50ZM59 210V209H58ZM220 210V209H219ZM244 210H245V208H244ZM254 210V209H253ZM258 210V211H259ZM52 211V210H51ZM207 211V210H206ZM206 211H205V213H206ZM221 211V210H220ZM257 211V210H256ZM262 211H264V209L262 210ZM262 211H259L258 213H260V212H262ZM60 212V211H59ZM235 212H237V211H235ZM240 213H241V211H239ZM244 212V211H243ZM245 212H247V211H245ZM52 213V212H51ZM71 213V212H70ZM74 213H76V212H74ZM210 213V212H209ZM208 213V214H209ZM239 213V214H240ZM50 214V213H49ZM73 214V213H72ZM71 214V215H72ZM78 214V213H77ZM248 214V213H247ZM261 214H264L263 212L261 213ZM70 214H68V216H69ZM75 215V214H74ZM213 215V214H212ZM214 215H216V214H214ZM230 215V214H229ZM241 215V214H240ZM73 216V215H72ZM77 216V215H76ZM80 216V215H79ZM217 216H219V215H217ZM235 216V215H234ZM254 216V215H253ZM85 217V216H84ZM122 218H123V216H121ZM238 217V216H237ZM70 218V217H69ZM81 218V217H80ZM87 218H88V216H87ZM92 218V217H91ZM216 218V217H215ZM249 218V217H248ZM82 219V218H81ZM89 219V218H88ZM251 219V218H250ZM260 220H261V217L259 218ZM17 220V221H16ZM91 220V219H90ZM96 220V219H95ZM259 220V221H260ZM61 221H62V219H61ZM77 221V220H76ZM103 221H105L104 219H103ZM109 220H107V222H108ZM225 221V220H224ZM236 221V220H235ZM245 221H246V219H245ZM248 221V220H247ZM251 220H249V222H250ZM88 222V221H87ZM232 222V221H231ZM255 222V221H254ZM261 222V221H260ZM14 223H15V225H14ZM104 224H106L105 222H103ZM154 223V222H153ZM156 223V222H155ZM173 224H177V225H174L173 226ZM188 224V223H187ZM261 224V223H260ZM100 225V224H99ZM111 225V224H110ZM117 226H118V224H116ZM123 225V224H122ZM147 225H149V224H147ZM185 225V224H184ZM238 225H239V223H238ZM24 226V227H23ZM29 226V225H28ZM113 226V225H112ZM159 226V225H158ZM176 226V227H175ZM179 226H181V225H179ZM27 227V226H26ZM89 227V226H88ZM120 227V226H119ZM150 227V226H149ZM175 227V228H174ZM182 227V226H181ZM184 228H188L187 227V225H186V227L185 226H183ZM190 227V226H189ZM114 228H116V226L114 227ZM113 228V229H114ZM118 228V227H117ZM127 228V227H126ZM158 228V227H157ZM26 229V228H25ZM128 229H132L131 227H128ZM139 229V228H138ZM143 229V228H142ZM180 229V228H179ZM258 229V228H257ZM29 230V229H28ZM134 230V229H133ZM151 230V229H150ZM183 230H185V229H183ZM182 230V231H183ZM255 230V229H254ZM75 231V230H74ZM136 231H137V229H136ZM135 231V232H136ZM142 231V230H141ZM143 231H144V229H143ZM153 230H151V231H146L145 230V232H149L150 234V240H149V245H157V238H156V234L155 233H153L152 232ZM203 231V230H202ZM263 231V230H262ZM69 232H71V231H69ZM197 233V232H196ZM3 234V233H2ZM20 234H21V232H20ZM23 234H26V238H23V239H25V243L26 244H28V245H31V244H34V245H38L40 248H45V243H43L42 241H40V239L39 238H37V237H35V236H33V234L31 233V231H27V230H25V232H23ZM63 234H64V232H58L57 233V235H55V239H56V241H57V249L58 250H62V244H61V241L63 240L62 238H64V236H63ZM138 234V233H137ZM169 234V233H168ZM189 234V233H188ZM191 234V233H190ZM119 235V234H118ZM136 235V234H135ZM137 236V235H136ZM163 236H165L164 234H163ZM167 237V238H168ZM106 238V237H105ZM109 238V240H111V241H113V242H117V238L115 237V236H111V237H108ZM134 238V237H133ZM187 238H188V236H187ZM187 238H185V239H187ZM204 238V237H203ZM171 239V240H172ZM134 240V239H133ZM188 240V239H187ZM137 241V240H136ZM186 242H188V244L189 245H187V243ZM121 244V243H120ZM194 244V243H193ZM32 246V245H31ZM169 245H167V247H166V249H164V252L165 251H167V252H165V253H167V255L166 256H170L172 259H175V257H177L178 256V253H177V251H176V249H175V247L173 246V248L172 247H168ZM47 247V246H46ZM162 247V246H161ZM121 248V247H120ZM127 248V247H126ZM188 248H187V250H188ZM199 250H201L200 248H198ZM205 249H207V248H205ZM147 250V249H146ZM152 250V249H151ZM158 251L160 250V249H157ZM55 251V250H54ZM149 251V250H148ZM184 251V250H183ZM190 251V250H189ZM219 251V250H218ZM217 251V252H218ZM44 252V251H43ZM129 252V251H128ZM160 252V251H159ZM162 252V251H161ZM163 252V253H164ZM198 252H201V251H198ZM206 253V252H205ZM207 255H211V254H208L207 253ZM206 255V256H207ZM2 256H3V254H2ZM107 256V258H108V260H110L111 262H115V263H119V261H121V257H120V255H119V253L118 252H108L106 255L105 254H102V255H100V256H95V255H91V256H89V261L90 260H94L95 262H98L99 264H103L102 262H103V259L105 258ZM205 256V255H204ZM213 256V255H212ZM4 257V256H3ZM8 257V256H7ZM12 257V256H11ZM174 257V258H173ZM180 257V256H179ZM16 258H18V257H16ZM27 258V257H26ZM25 258V259H26ZM125 258V257H124ZM126 258H127V262H128V264H136V255L135 254H131V253H129L128 254V256H126ZM161 258V257H160ZM178 258V257H177ZM176 258V259H177ZM218 258V257H217ZM164 259V258H163ZM179 259V258H178ZM41 260V259H40ZM180 260H181V258H180ZM27 261V260H26ZM30 261V260H29ZM109 261V262H110ZM39 263H41L40 261H38ZM28 263V262H27ZM0 264H1V262H0ZM51 264H54V263H51ZM96 264V263H95ZM105 264V263H104ZM109 264H111V263H109ZM150 264V263H149ZM199 264V263H198Z\"/></svg>",
	"mask_w": 264,
	"mask_h": 264
}]
</instances>
